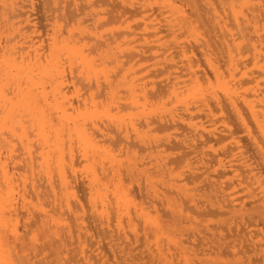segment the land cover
I'll return each instance as SVG.
<instances>
[{"label":"bare ground","instance_id":"6f19581e","mask_svg":"<svg viewBox=\"0 0 264 264\" xmlns=\"http://www.w3.org/2000/svg\"><path fill=\"white\" fill-rule=\"evenodd\" d=\"M34 3H35L36 7L33 6L32 0H0V263L5 262L6 264H13V262L9 258L11 256V252H14V249H12L13 246L10 243V241H17V239L19 240V238L22 237L21 235H19V232L17 234V230H16V227H17L16 224H19L17 222L18 221L17 216L18 217L21 216V215H18L17 212L15 211L17 204L20 206V208L24 209V207H26L25 210H27L31 207L33 210V208H35V205L39 204V201H38V200H40V199H38V194L40 191L39 188L41 186H43L41 183V179H40V183H41L40 187H37V183H35L34 181H32V182L30 181V183L28 185L29 186L28 187L29 193H30V190H32V192L35 194L34 195L32 193L35 196L33 198V199H35V201H34L35 203H33L31 201L29 194H26V196H28L29 198L28 197L26 198V196L24 195V193L26 192L24 189H25V186H27L26 185V183H27L26 179L28 177L27 175L29 174V176H30L29 179H31V177H33V174H32L33 168L31 167V163L33 166V162H35L34 164H36L37 166L36 165H34V166H36V168L38 169L37 171H39L41 173V175H42V173L45 174V177H48V174H49L48 172H50L52 170H54L56 172V174L58 175V177L60 179V181H59V179H58V181L60 182L61 188H62V191H61L62 194H61V192L58 191V193L60 195H58V194L57 195L58 196L63 195L62 197H64L70 193L71 189H69V187L73 186L72 185L73 182L71 181L72 182L71 186L68 185L69 187H67L66 183L68 182V184H69L70 181L68 178H67L68 181L65 180L66 178L64 179L65 170H64L63 166H64L65 162H64L63 148L66 147V145L65 146L63 145L65 143V141L63 140L65 137L62 138L64 128H67L68 134H69V132L76 134V136L78 138L76 139L75 138L76 136H73V137H71L72 140L75 139L76 141H78L80 143V147L82 145V147L80 148L81 151H79V150H77V151H79L78 153L82 152L81 154H83L84 157L83 156L78 157L79 154L77 153L78 155L75 156L76 160H74V161L78 160L77 164H79V166H80V162H79V159H77V157L80 159L83 158L82 161H85L84 158L86 157V155H87L86 153L89 151V148L91 147V145L93 146L94 144L98 143V141H97V143L96 142L94 143V141H93L95 138L92 137V135L90 133V132H92V129H90V130L88 129L90 132L89 131L88 132L86 131V132L88 134H90L92 138H94V139H92L93 142H91L94 144H91L89 142L88 137L85 136V133H86L85 130H87V129H84V134H83V132H82L83 129H81V127H82L81 124H80L81 127H79V128H77L76 126L65 127V126H67L66 124L69 121L70 122H76V119H74V118H78L76 116H80L79 118H81V116L82 117L85 116L82 119L84 120L87 117L88 120H86V121L89 122L91 119H93V117L91 115L94 114V112H96L95 110H97V109H93V110H92V108L89 109L90 106H92V104L88 107H85L86 104H85V106H83V104H82L83 107L80 109L74 108L72 106L75 104L74 102L72 103V101H75V100H72L70 98L71 96L69 97V100L67 98V96H69L68 92H70V90H68L69 89L68 85H66L65 86L66 88L64 87L62 90V85L67 84V82L65 83L62 81V85H61L60 82L62 79H64V77L59 78L60 80H58V76H60V75H58L59 74L58 72H60L59 70H61L60 68H62V71H61L62 73L60 72V74H62L61 76H64L63 75L64 74V72H63L64 66H62L63 63L60 61L61 58H62V61H63V59H69L68 60V63H69L70 59L75 60V58L77 57L80 60L79 62L83 63L84 68L86 67L88 70V68L91 67V64H93V62H90L91 58L88 55L89 49L87 50L86 48H84L83 46H85V45L82 46V44L80 42L82 40L83 41L85 40L83 43H85L87 41L91 42V44L94 43L95 47L97 46L96 48H103V50L105 51L104 53H107L106 52V51H108L107 47H110L107 45V44H109V43H107V39H109L108 41H110L111 36H110V34H108L110 37L107 36V34H106L107 30H106L105 26L109 23L110 24L111 23H118V25L120 23L124 24V21L130 17H133V20L135 22V23L133 22V24H134L133 25L132 24L133 20H132L131 21L132 25H131L130 20L128 19L129 24L131 25V27H133L132 32H131L132 34H138L139 35V33H141L142 30L149 31L148 28H150L151 32H147V33H150L152 36L155 33H159V34L163 33V36L169 37V39L171 41V43L169 41H167L170 43V46L168 45V47L167 48L165 47V49L163 47L158 46L157 43H158V41H160L158 39L162 35V34L161 35L158 34L160 37H158V38H156V37L152 38L151 37L152 39L150 38V41L155 39V40H153L154 41L153 43H152V41L151 42L146 41L147 42L146 43L145 42L146 39L145 40L143 39L142 43L140 41V43L142 45L146 44L148 46V44H151V46H152V44L155 43V44H157L156 46H158L161 49L163 48V50H166V49L167 50L170 49L171 51L174 50V52L179 53L182 56V58L179 59V57H178L179 55L177 54V58L179 60L177 62L173 61L174 63H172L171 65H169L170 63L167 64V66H169V67L165 66L166 68L172 67V68H170V72H168L170 75V76L168 75L169 80H168V77L165 78L164 82H162L163 80H161L160 77L158 79H160L161 81L157 80L158 82L160 81V83L163 84L162 89L164 91L166 90L165 92H167L166 94H165V92H163L164 94L162 93L164 95V97L166 95V97H165L166 100H169L170 98L172 99V100L170 99V101H169L171 103V105L169 103L168 104L174 108H170V106L168 105L169 107L167 106L166 109H167V111H169V109H172V110L174 109L173 113H171V115L167 114L168 116H164V115L154 116L155 115L154 114L153 116L149 115V117H147L144 115L145 111H143L141 109L143 107H141V108L139 107L140 110H142L141 111L143 113L142 115L145 116V120L143 119L144 120L143 123L146 125V129H147V127H149L150 129L152 128V130H154V131L159 130V132H160V130L163 131V129H164V131H166V129H172V131L177 132V134L176 133H174V134H175V136L177 135V137L179 135L181 136L180 141H178L177 138H175V137H173V138L171 137L172 138L171 140H166L167 141L166 146L170 147L171 149H175L174 154L176 156L174 157V159L172 161V162H174L175 167H177V169H178V166H181L182 170H179L181 172L184 170V167L187 168L188 159L185 158V155L188 152L189 153L192 152L195 155L196 162L199 159L201 161L204 160L203 162H205V165L202 166V167H204V169L202 168L203 170H202V173L200 174V176H203L202 177L203 180H200L199 184H195V182H196L195 176H197V175H195V173H194V175H195L194 176L192 173H188V176L191 177V181L193 183L192 184L193 186L191 188L193 190L198 191L200 188L203 187L202 184L206 183L205 185L209 188V191H213L215 193V195L220 193V195H218V197H220L219 200L222 201V204L218 205L216 209H213L214 205L208 199H207V201H208L207 203L205 201H200V200L194 201L192 199L193 198L192 195L190 194L192 198L188 197L189 193L187 194V192L181 188L182 186L184 187L185 182H183L184 185L181 183L182 186H180V185H177V182L180 181V180H178L174 184L173 187L175 189L174 191L180 192L181 197H179L177 195H176L177 197L170 195V196L166 197V199L164 201L165 204L163 203L165 206L168 207V208L165 207V208H167V210L165 209L166 211L163 208L164 214L165 213L169 214L170 220H168V222H163L160 219L161 217L159 218L160 215L158 216L155 213L149 214L148 212H144L142 209H140V207H141V204H140L141 202H140L138 205V206H140V207H138L140 210L138 213L136 212L137 211L136 210L135 212L137 214L136 213L135 214H136V216L140 217L142 220H140V218H139V221L137 224H139L142 221L143 225L147 226L146 228H145V226H143V229L145 228L146 230L148 229V231L149 230L151 231V233H149V232L148 233L151 234V237L153 238L154 246L156 245L154 247V249L156 251H158V253H160V252H162V250L160 248V244L157 243L159 238L162 235H164L166 237V239L173 240V237L171 236L170 233H172L177 227H178V229H181V227H183V226H181L179 228V226H177V225L186 224L185 226L189 228V232H190L191 236L193 238H195L197 236L200 238L199 240H201V236L208 235L207 234L208 232L205 234V231H206L205 228L206 227L204 228L205 231H203L202 228H200L199 225H197V220H195L196 224L193 223V221H188L187 223H184L183 221H181L180 216L182 214L180 215V212H181L180 208H182L183 204L185 205L186 202L190 203V205H187V204L185 205L186 207L188 206L187 207L188 209L190 207L193 209L194 208L198 209L199 213H197V217H200L201 215H203L204 217L207 215H223L225 212H240L241 216L245 215V219L242 223L240 222L241 220L238 221V223L240 222L239 224L241 225V227L235 228V231L233 230V232H235L234 233L235 236L241 237L240 239H242L247 244L245 246L243 244L242 247L247 246V249H250V247H251L252 249H250V250L251 251L253 250L255 252V250L257 248L254 246L255 245L254 241L251 240V238L249 236L253 231H255V229H253V227H251V226H255L258 221L263 222L261 218H263V215H264V182H263V177H261V174L264 173V0H35ZM144 20H146V21L144 22ZM123 24H122V27H123ZM125 24H126V22H125ZM119 26H116V27H119ZM127 26H128V22H127ZM108 27H110V26H108ZM108 27H107V29H108ZM111 27H113V26L111 25ZM122 27H120V29ZM138 28L140 29V32L138 31ZM146 28H147V30H146ZM114 29H116V28H114ZM114 29L112 28V30H114ZM122 29H124V28H122ZM129 29H130V27L128 28V30ZM126 30H127V28H126ZM126 30H123L125 32L124 36L126 35V33L128 31V30L127 31ZM135 30H137V32H139V33L134 32ZM109 31L110 30L108 29V33H109ZM123 31L121 32V36L119 35L120 30L118 33H116V30H115V33L112 31L111 32V34L113 33L112 38L114 37V34L115 35L117 34L116 35L117 37H118V35H119V37H122ZM96 32L98 33V36H96V34H95ZM128 33H127V36L130 35ZM140 35H142V33ZM144 37L145 36H142V37L140 36L138 38H144ZM180 37H183L184 39L182 38L183 39L182 40ZM195 37H198V40H196ZM134 38H137L136 35H135V37H133V39ZM176 38H179L180 40L176 39ZM192 38H193V40H191ZM128 39H130V37H128ZM128 39L124 38L123 40L127 42ZM175 39L177 41H175ZM117 40L118 39L115 40V42H114L115 44H116ZM138 41H139V39H138ZM155 41H157V42H155ZM89 42H87L86 45L89 46ZM129 42L131 43V41H128V43ZM162 42L159 44L160 45L163 44ZM155 44L153 45L152 48L149 45L148 46L149 49L151 48V50H154L156 47ZM110 45L112 46L113 42ZM131 45H135V44H130V46ZM144 45H143V47L146 46V45L145 46ZM91 46H89V47H91ZM165 46H167V45H165ZM81 47L87 53L83 52ZM92 47H94V46H92ZM104 47H106V49H104ZM124 47H127L128 52L130 51L128 49L127 45L121 46L122 49ZM131 47L135 48V46H131ZM148 47H145V48L147 49ZM115 48L117 49L118 46ZM90 49H91V51L90 50L89 51L91 53L93 48H90ZM116 49H114V50H116ZM96 50H98V49H96ZM96 50L93 49L94 55L97 52ZM99 50H98L99 53L97 52V54H99V56H97V54H96V56L98 58L103 53V50H101L102 52H100ZM147 51H148V53L150 52L148 49H147ZM169 51H167V52H169ZM123 52H124V50H123ZM114 53H115V51H114ZM131 53L130 52H129V54L126 53L128 56L132 55L131 60L134 59L133 56H135V55L140 56L139 54H134L135 52H132V50H131ZM138 53H139V51H138ZM164 53H163V57L167 54V53H165V54ZM123 54H120V57H119L120 59H122L121 55H123ZM169 54H170V52H169ZM143 55H145V54H143ZM96 56H93V57H96ZM117 56H119V55H117ZM153 56H154V58L157 57L160 59V57H159L160 55L154 54ZM166 56H168V55H166ZM105 57H107L106 54H105ZM116 57H115V61L116 60L119 61L118 60L119 58L117 57L118 58L117 59ZM140 58H141V56H140ZM143 58H145V57H142L141 59H143ZM157 58H155V60ZM170 58H171V56H170ZM99 59H100V61H103L101 59H105V58L100 57ZM127 59H130V58H127ZM127 59H126V61H127ZM72 60H71V62L73 63ZM92 60H93V58H92ZM109 60L112 61L111 58L110 59L106 58V60H104V61H106V64H109V63L114 64V62H111V61L108 62ZM131 60H128V62H126V61H119V62H121V64L124 62V65H125V63H128V65H130L129 61H131ZM138 60H140V59H138ZM145 60H147V59H145ZM145 60H143V61H145ZM133 61H137V60H133ZM79 62L78 61L75 62L74 66L76 68L78 67V65L76 66V64ZM165 62H166V60H165ZM136 63H134V65L132 67H134ZM141 63L143 64L144 62H141ZM149 63L147 62V64H149ZM64 64H65V62H64ZM94 64H95V62H94ZM101 64H102V62H101ZM117 64L120 65L119 63H116V65ZM140 64L138 63V66L142 65V64L141 65ZM144 64H146V63H144ZM147 64H146V66L150 67V65L148 66ZM150 64H153V61ZM103 65H105V64H103ZM124 65H123V68H124ZM157 65H156V67H157ZM65 66L67 68V65H65ZM69 66H72L71 68L74 70L75 76H73V77H75V79H76V85L78 83L84 84V81L82 82L80 79H78V80L81 82L77 81V75L75 74L77 72V71H75L76 68L74 67L75 68L74 69L73 65L70 63L68 65V67ZM98 66L101 67L99 63H98ZM121 66L122 65H120V67H117V66L116 67H117V69H119V68L122 69ZM138 66H136L137 72H135L134 71L135 68H133L132 71L135 72L134 74L138 73V71H139V74H140V72H142V70H139V69H142V67L138 69ZM142 66H144V65H142ZM79 67H80V65H79ZM94 67L95 66H93L91 68L93 69ZM103 67L104 68L106 67V69H107L106 65ZM116 67H114V68H116ZM132 67H131V69H132ZM145 67L143 69L144 71L147 70V67H146V70H145ZM81 68H82V65H81ZM96 68H94V69H96ZM109 68H111V67L109 66L107 70L104 69V70H106L104 76L106 78L108 77V79H106V80H103L102 77H104V76H103L102 72L99 69H98L99 71L96 69L98 72H101V74H102L101 79L104 81V83H106V82L109 83L110 81H108V80L112 79L113 76L115 78V75L111 76L112 73L111 74L108 73L110 71ZM114 68L112 67V69H114ZM128 68L130 70V67H128ZM94 69L92 71V75H91V73H89L91 71L85 72V74L86 73L89 74V77L87 74L86 78L89 79L94 75V79L95 78L97 79L95 82L98 83V85H99L100 83H103V82H102V80L100 81V83L98 82L99 76L96 75V77H95V74H97L98 72L95 71V72H97V73H95ZM101 69H102V67H101ZM117 69L115 70L116 72H117ZM121 69L119 70V72H121ZM151 69H154V68L151 66ZM151 69L149 68L148 70L151 71ZM171 69H172V71H171ZM71 70H70V72H71ZM85 70L86 69H84V70L80 69V71H82V72ZM125 70H126V67H125ZM125 70L123 69V71H125ZM70 72H69V76L71 77L73 74H70ZM110 72H112V70ZM53 73H55L54 76H57L56 78L55 77L53 78V76H51ZM107 73L110 74L109 75L110 78H109V76H107ZM126 73H128V72H126ZM80 74L78 73V77ZM85 74H84V76H86ZM98 74L100 75V73H98ZM132 74L128 75V77L130 76L133 78V79L130 78L131 79L130 82L133 83L134 81H132V80H136L137 75L134 79V77H133L134 74H133V76H131ZM66 75H68V73ZM90 75H91V77H90ZM122 75H127V74H124V72H123ZM118 76L119 75H117L116 77H118ZM120 76H121V74H120ZM155 76L158 77L156 74H155ZM73 77L68 78V80L72 79V81H73V79H74ZM82 77L80 75L79 78H82ZM121 77H122L121 78L122 81L119 79V77H118V79L120 80L121 83H123L124 82L123 80L126 79L125 78L126 76H121ZM43 78L45 79V81H47L46 79H49L48 81H51L50 85H48V89H46V87L44 86V85L48 84L47 83L48 81L44 84ZM65 79H64V81H65ZM91 79H93V78H91ZM99 79H100V77H99ZM113 79L111 81H113ZM130 79L128 78V80H130ZM137 79L140 80L139 78H137ZM82 80H83V78H82ZM138 80H136V82H138ZM151 80H152V77H151ZM151 80H146L145 82H147V81L150 82ZM154 81H156V80H154ZM95 82H92V84ZM116 82H118V81H116ZM120 82H118V83H120ZM130 82L128 84H130ZM136 82H134V83L136 84ZM141 82H143V81H141ZM156 82H154L156 84V86H157V84L159 87H160V85L162 86V84H159ZM73 83H74V81H73ZM88 83H90V82H88ZM88 83L84 85L85 88L82 87V89L84 88L85 91L88 90L87 89L89 87ZM107 83H106V85L103 84V86L105 85L108 87L109 84L107 85ZM68 84H70V83H68ZM71 84H72V82H71ZM83 84H81V85H83ZM147 84L149 85V83H147ZM76 85H75V87H77V88L80 87V86H76ZM86 85H87V87H86ZM131 85L132 84H130V86L128 87L127 84L125 85V83H124V87L126 86L125 88L128 92L125 91V89H124V91H125V94L128 93V97L123 98L124 94L122 95L123 96L122 97L120 95L121 93L119 94L116 92L117 94H119V95L115 94V95H117V97L121 96V98H123V99L128 98L125 103H123L122 100H119V102H121L119 104L123 103L125 105L128 101H129V104L136 102L135 100L137 99V97H136L137 94L135 95L136 99L134 100L133 95H134L135 91H132L133 89H131L132 86L135 89V86L134 85L131 86ZM212 85H214L215 87H213ZM90 86H91L90 88H92V89L95 88V90H98V89H96L95 86H93V87H92V85H90ZM115 86H117V83H115ZM115 86H114V89L118 90V88H116ZM121 86H123V85L117 86V87H119V90H120ZM71 87H72V85H71ZM110 87L108 88L109 89L108 91H111L110 89L113 88V87L112 88H110ZM139 87L140 86H137L136 91H138ZM148 87H145V88H148ZM150 87H149V89H150ZM153 87H155V86H153ZM153 87H152V89H153ZM73 88H72V91L76 90L78 93H81L80 91H78L79 88L78 89L77 88L73 89ZM141 88H142V86H141ZM141 88L139 89L140 93H141ZM210 88H211V90H209ZM213 88L220 90V92L222 93V95L220 94L222 96L221 99L219 97H218L219 99L213 97V96H215V95H213V92H214V90H212ZM104 90H107V88ZM104 90L103 89L101 90L102 93ZM122 90L123 89H121L119 92H121ZM150 90L148 91V90L144 89V91L151 92L149 94L152 95L154 91H150ZM66 91H68L67 94L65 93ZM72 91H71V93H72ZM76 91H75V93H76ZM99 91L100 90H98V92L96 91L95 94L98 95ZM124 91H122V92L124 93ZM209 92H212V93L209 94ZM220 92H218V93H220ZM106 93H108V92L106 91ZM110 93L111 92L108 93L109 97H110ZM113 93H115V91H113ZM72 94H73L74 98L77 97L76 94H74V93H72ZM88 94H89V92H88ZM91 94L92 93L90 92V97H92ZM142 94L145 96V93L143 91H142ZM146 94H147V92H146ZM150 95H149V98L151 99V103H153L152 97L154 96V100H155L156 96H158V95L153 94L152 97H150ZM73 96H72V98H73ZM101 96H104V94H102ZM112 97H114V95ZM112 97L110 98L111 100L109 98H108V100L112 101V99H113ZM139 97H140V99L142 98L140 94H139ZM139 97H138V99H139ZM146 97H148V96H145L144 98L146 99ZM93 98H94V95H93ZM95 98H97V96H95ZM104 98H106V96L103 97V101H105ZM121 98H119V99H121ZM160 98H159V100H161ZM165 98H164V102H165ZM84 99H85V97H84ZM84 99L79 98V100H81V102ZM89 99H91L93 101L91 103H93V104L95 103L94 105H96V106L100 105L99 103H96L97 99L95 100V102H94V99H92V98H89ZM116 99H114L113 104L107 100H106L107 102L105 101V103H107V104L110 103L111 105H114L118 101ZM140 99H139V101H140L139 105L144 103V102L141 103V101H143V100L142 99L140 100ZM86 100H88V99H86ZM115 100H116V102H115ZM147 100L148 99H146V101ZM211 100L214 101V107H215V103L217 104L216 107L218 106L219 112L222 113L223 115H225L226 121L229 123V126L221 127V125H220L221 129H219V127H218V129H219L218 131L215 130L214 128L210 129V125L211 124L213 125V123L215 121H217L216 120L217 116H215V119L213 116L216 113V110L212 111L210 108V103H211L210 101ZM103 101H101V102H103ZM171 101L174 102L173 105H172ZM149 102H150V100H149ZM85 103H87V102H85ZM88 103L90 104V101H88ZM137 103H138V100H137ZM147 103H148V101H147ZM160 103H161V101H160ZM129 104L127 103V106L125 105L126 109L129 106L132 107V105H129ZM145 104H143V105L146 106ZM156 104H159V103L156 101ZM211 104H212L211 107H213V103H211ZM80 105H81V103H80ZM80 105H79V107H80ZM105 105L101 104V106H105ZM153 105H155V102L153 103ZM165 105H167V103ZM106 106H107L106 108H108V109L110 108L109 105H106ZM133 106L136 107L137 105H133ZM162 106L163 105H160V107H162ZM113 107L115 108V110ZM113 107L111 108V110L110 109L109 110L110 111H113V110L116 111L117 110L116 109L117 104H116V107L115 106H113ZM148 107L154 108V106H152V105H149ZM99 108H100V106H99ZM106 108L101 107L100 110L98 109L96 114H98V113L99 114L96 117L104 118V116L106 114L103 115L101 113H106L107 112ZM118 108H120V107H118ZM121 108H122V106H121ZM137 108L138 107H136L134 109H137ZM149 108L147 109V112H148V110L152 111V109H149ZM131 109H133V108H131ZM166 109L159 110V108H158L156 111H163L164 112V111H166ZM109 110H108L107 114H109ZM123 110H124V108H123ZM123 110H120V112L116 111L118 114L120 113V115H118V114L113 115V113L110 112L112 114H109V116L108 115L107 116L112 121L114 116H117V117L119 116L123 119V117H126V116L128 118L129 115L134 112V111L133 112L131 111L132 113H128V115H126L127 114V111H126L125 114L123 115V113H122ZM127 110H128V112L130 111V109H127ZM137 110H139V109H137ZM156 111L154 110L153 112L156 113ZM171 111H169V112H171ZM135 112L137 113L139 111L135 110ZM163 112H160V113H163ZM212 112H213V114H212ZM150 113H148V114H150ZM88 114H91L90 115L91 117ZM100 114L103 115V117H100ZM95 115H93V116L95 117ZM110 115L111 116L113 115V116L111 117ZM135 115L132 118L135 119V117H136L139 120L140 117L138 118L137 115L136 116ZM217 115H218V113H217ZM88 116H89V118H88ZM96 117H95V119H96ZM222 117L224 118V116H222ZM106 118H104L102 120H105ZM121 118L118 120L120 122L122 121L121 123L123 124L125 120L123 121ZM220 118H217V119L220 120ZM137 119H135V120H137ZM106 120H105V123L108 121V120L107 121ZM221 120H222V118H221ZM92 121H94V119ZM139 121H137V122L139 123ZM77 122H78V119H77ZM129 122H127V125L133 123L132 121L130 123ZM82 123H84V122H82ZM89 123H91V121ZM134 123H135V121H134ZM143 123H142V125H143ZM85 124H86V122H85ZM85 124L83 125L84 128H86L87 126L90 127L91 124L93 125V127H95L94 124H96V122L95 123L92 122L89 125L87 124V126ZM103 124H102V126H103ZM108 124L110 125V120H109ZM108 124H106V125H108ZM115 124H116V122H115ZM115 124L113 121L112 125H115ZM117 124H119V123L117 122ZM216 124H217V122H216ZM216 124L213 126H216ZM145 125H143V126H145ZM118 126H120V124ZM206 126H209V127L206 128ZM120 127L123 128L122 125ZM129 127H128L129 130H131V128L132 129L135 128V127H133V125H131ZM140 127H142V126H140ZM117 128L119 130L121 129L119 127H117ZM143 129H145V127ZM143 129L140 130V131H142V133L146 130V129L145 130H143ZM107 130H108V128H107ZM107 130L105 128V131H107ZM114 130H112V131L109 130V131L112 132V134H113L116 131V130L115 131ZM152 130H149V131H152ZM97 131H100V130H97ZM133 131L136 132V128H135V130L133 129ZM125 132H127V131H125ZM125 132L123 133L124 135L126 134ZM138 132H139V129H138ZM94 133H93V135H94ZM101 133L105 134V132H101ZM128 133H129V131H128ZM178 133H179V135H178ZM119 134L121 135V132H119ZM130 134H131L130 137H132V135L134 133L133 134L130 133ZM140 134L141 133L139 132L138 137L141 138V141H143V143L145 142L143 139H146V137H148L147 139H149V138L152 139L153 137L157 138V133L154 136L150 137V136H147L149 134L147 131L146 137L143 134V136L145 138H142L143 136H140ZM168 134H170V133H168ZM101 135L102 134H100V136ZM124 135H122L121 137L123 138V140L126 141V139H124V137H123ZM152 135H153V133H152ZM112 136H114V135H112ZM159 136H161V135H159ZM29 137H31V138H29ZM91 137L89 136L90 139H91ZM96 138H98V136ZM127 138H129V136ZM66 139H67V136H66L65 140ZM68 139H69V137H68ZM68 139H67V141H68ZM108 139L110 142V138H108ZM101 140H100V142L102 145ZM163 140H164V138H163ZM105 141H107V138L104 140V142ZM138 141H140V139ZM148 141H146L147 144H148ZM158 141L156 139V142H158ZM70 142H71V140H70ZM78 142H77V146H78ZM111 142H113V141H111ZM127 142L129 143L128 140H127ZM136 142L137 141H134V143H136ZM152 142H153V140H152ZM154 142H155V140H154ZM106 143H108V141ZM131 143H133L132 140H131ZM163 143H162V145H163ZM219 143H220V145L218 146L217 150H215V151L211 150L212 144L217 145ZM68 144H69V141L67 143V146H68ZM75 144L76 143H74L73 146ZM98 145H99V147L101 146L100 144H98ZM98 145L97 146L95 145L96 146V149H94L95 153H96V150H98L97 149ZM105 145L106 144H103V146H105ZM112 145H114L116 147L118 144L115 145V142H113ZM121 145H122V143H121ZM121 145H118L117 148H119V147L122 148L123 145L122 146ZM130 145H129V147H130L129 150L131 149ZM157 145H159V148L161 147L160 146L161 143L157 144ZM70 146H72V144ZM77 146H75V148ZM109 146L112 147L111 143L110 144L108 143L107 147H109ZM114 146L112 147L113 150H115ZM144 146H146V145H144ZM107 147H104V149H106ZM134 147H136V146H134ZM143 147H141V148H143ZM151 147H152V149L154 148V150H156V148H157V146L154 147V145ZM168 147H167V149H168ZM242 147H244L246 149L243 150ZM68 148H70V147L68 146ZM71 148H73V147H71ZM87 148H88V150H85ZM93 148H95V147L93 146ZM100 148L102 150L103 147H100ZM162 148H163V146L161 147V149ZM184 148H187L188 150H186ZM70 149H69L70 153H73L72 152L73 150L71 151ZM77 149H78V147H77ZM111 149H109V150H111ZM134 149H135V152L133 151ZM163 149H162V151H163ZM65 150H67V148ZM82 150H85L87 152L83 153ZM92 150L93 149L91 147V150H90L91 156H92V153H93V155L95 154ZM106 150L105 151L103 150L104 153L106 152ZM116 150H118V153H119V149H116ZM131 150L132 151H130V152H133V154H135L134 155V159H136L135 162L139 161L141 158L140 156H142V155H140V153H141L140 150L143 152L144 149L138 150V152H140V153H138V155H140L138 157L139 159L135 158L137 149L132 148ZM146 150H151V149L149 147V149H146ZM16 151H18V154H14V152L16 153ZM69 151H68V153L65 151L67 153V154L65 153L66 155L69 154L68 156H70ZM75 152H76V150H75ZM144 152H145V150H144ZM146 152H148V151H146ZM154 152H156V151H154ZM160 152H161V150H160ZM167 152H168V150H166V153ZM115 153H117V152L115 151ZM189 153L187 155H189ZM96 154H98L97 156H99L100 153H96ZM108 154H109V152H108ZM66 155H65V158L68 157ZM105 155H107V154H104L102 156L105 157ZM119 155H121V154H119ZM147 155L149 156V152L147 153ZM154 155L157 156V154H154ZM161 155L164 156V154H161ZM88 156H90V155L88 154L87 157ZM95 156L96 155H94L93 158ZM107 156L108 157L113 156V158L116 157V156L114 157V153H113V155L110 154ZM124 156H128L127 153L125 155H123V157ZM151 156H153V154ZM158 156H157V158H158ZM165 156H167V155H165ZM15 157H17L16 160H15ZM87 157H86V160H87ZM68 158H66V160H68ZM72 158L73 157H71L69 159L71 160ZM89 158H91V157H89ZM100 158H97V159L94 158L95 161L93 160V163L97 162V160H100V164H101L102 158L101 159ZM111 158H108V160H111L110 162L109 161L107 162L106 157L104 159L106 160V162L108 164L109 163L114 164L115 162H113ZM151 158H153V157H151ZM117 159H119V162L121 163V161H120L121 157L117 158ZM117 159L114 160V161H117L116 165H118ZM134 159L132 158L130 163H132V161ZM121 160H123V158ZM200 160H199V162L201 163ZM89 161H86V163H82V165H81L82 168L84 169V172H85V169H87L88 171L90 170L89 168H87V166L91 165V163L87 164ZM102 161L104 162V160H102ZM128 162H129V160H128ZM139 162L141 163V161H139ZM130 163H128V165ZM70 164H73V163L70 161ZM77 164L75 165L76 168H77ZM100 164H98V165L100 166ZM104 164L106 167V168L105 167L104 168L106 170L108 166H106L105 162H104ZM104 164H102V166ZM122 164H124V163H122ZM145 164H142V165H145ZM148 164L149 163L147 161L146 165H148ZM150 164H151V162H150ZM159 164H160V162H159ZM66 165H67V163L65 164V166ZM98 165H96L97 168H99ZM126 165L127 164H124L125 167H126ZM165 165H166L165 161L162 162L160 165L156 164L155 169L159 168L160 169V170L158 169L159 171H161L162 169L164 170L166 168V167H164ZM68 166H66V167H68V170L70 171L72 165L71 166L68 165ZM75 166H74V168H75ZM84 166H85V168H84ZM210 166H212V167H210ZM80 167L77 169H80ZM92 167H95V166H92ZM92 167H91V169H92ZM119 167L121 168V166H119ZM189 167H191V166L189 165L188 168ZM76 168H75V170H76ZM82 168H81V170H83ZM109 168H111V167H109ZM112 168H114V167H112ZM101 169H103V168L101 167ZM34 170H35V168H34ZM68 170H67V172H68ZM72 170H73V166H72ZM99 170H100V168H99ZM99 170L97 169L98 173H100ZM114 170H115V168L113 169V172H115ZM129 170H131L130 167H129ZM103 171H104V169H103ZM159 171H157V172L159 173ZM179 171H177V170L174 171V167L173 168L170 167V169H168V171H167L168 176L171 173H172V175H175L176 173L178 174ZM71 172H68V173L72 176L73 174H71ZM76 172H77V170H76ZM80 172H82V171H79V173ZM93 172H94V169H93ZM108 172H110V171H108ZM113 172H112V174H113ZM116 172H117V170H116ZM116 172H115V174H116ZM148 172H149V170L147 171V173ZM194 172H196V171H194ZM33 173H34V171H33ZM124 173H126V171H124ZM128 173H129V171H128ZM133 173L135 174V172H133ZM133 173H131L130 175H132ZM56 174H55V177H56ZM94 174L92 176H90L89 179L87 178L88 179L87 183L89 182L90 185L88 184L89 188L86 191V194H87L86 197H88L89 200L91 198V200H90L91 201V208H92L93 204L96 203V201L93 202V200L95 198L99 199V197L104 196V194L102 195V193L104 192L103 191L104 188H103V190H101L102 187L99 188L100 185L102 184V182H99V180H98V182L101 183L100 185L98 182H95V180L98 178V176L100 174L99 175L96 174V175H98V176H96L97 178L94 177ZM101 174H102V170H101ZM108 174L110 175V173H108ZM112 174H111V176H112ZM120 174H122V173L120 172ZM143 174H144V172H143ZM150 174H152V173H150ZM50 175H51V173H50ZM50 175H49V177H50ZM90 175H91V173H90ZM105 175L107 176V172ZM109 175H108V177H109ZM137 175H139V174H137ZM172 175L169 178L172 177L173 179L172 178L171 179L175 180L174 176H172ZM35 176H36V174H35ZM71 176H68V177H71ZM73 176H75V175H73ZM106 176L105 177L102 176L103 181L107 180L106 182H109V180L112 181L115 179V178L114 179H110V178L108 179V177H107V179H104V178H106ZM118 176L122 177V175H119V174H118ZM146 176H148V174H146ZM151 176H152L151 178H154L153 175H151ZM39 177H41V176H39ZM39 177H38V181H39ZM45 177L43 176V179ZM78 177H79V175H78ZM81 177H79V178H81ZM113 177H115V176H113ZM113 177H111V178H113ZM124 177L126 178V175ZM130 177L136 178L138 176H136V174H135V175H132ZM160 177H162L161 173H160V176L158 179L163 182L164 180H162V179H164V178L160 179ZM50 178H52V177H50ZM73 178L71 177L72 180H73ZM138 178H137V180H138ZM145 178H147V177H145ZM17 179H20L19 182H21V186H20L21 188L20 187L17 188L18 187L17 186L18 182H16V181H18ZM74 179L76 180V177ZM168 179H167V181H168ZM171 179H169V181ZM31 180H35V178L31 179ZM84 180H85V178H84ZM84 180L78 181V182H81L80 184L83 185L84 183H86V181L84 182ZM118 180H120V178H118ZM118 180L115 181L116 183L114 185L112 184L113 185L112 191L107 190L106 195H108V191H110V193H112L113 197H115V200H117V201L120 200V201L127 203V201H128L127 197L128 196H127L126 191H125L126 188L123 190L120 187V185H119L120 181H118ZM131 180L133 182L134 179H131ZM157 180L155 179L156 183H158ZM44 181H45V179H44ZM44 181H43V184L48 183L47 181L50 182L51 179L50 180L47 179L46 182H44ZM56 181L57 180H55L53 182H56ZM58 181H57V183H55V186H57L59 184ZM105 181H104V183H105ZM129 181H130V179L128 180V177H127V180H125V182L123 181V183H125L127 186ZM141 181H143V177H142ZM145 181H147V179L146 180L144 179L143 182H145ZM151 181L152 180L150 179V183H151ZM14 182H16L15 185H14ZM33 182H34V184H33ZM74 182H76V181H74ZM153 182L151 184H153ZM123 183L121 180L120 184L122 185ZM136 184H137V182H136ZM169 184H170V182H169ZM178 184H180V182ZM35 185H36L37 191L36 190L34 191ZM97 185H99V187ZM106 185L108 186L109 183H107ZM147 185L152 186L149 183L146 184V186ZM154 185H155V183H154ZM171 185H172V183H171ZM171 185H170V187H171ZM15 186H16V190H15ZM30 186H32L31 189H30ZM45 186H43V187H45ZM48 186H50V185L48 184ZM58 186H60V185H58ZM110 186H111V184H110ZM131 186L129 185L128 188H131ZM189 186H190V183H189ZM85 187H86V185H85ZM185 187H186V185H185ZM45 188H48V187L46 186ZM45 188L42 189V191H44ZM55 188H57V187H55ZM128 188H127V190H130ZM141 188L142 189L144 188L143 184H142ZM188 188H190V187H188ZM223 188H229L230 191L223 194ZM106 189H107V187H106ZM142 189H141V191H143ZM192 189H190V190H192ZM48 190H50V188ZM48 190L46 189V191H48ZM27 191H28V189H27ZM52 191H53V189L50 191V193ZM199 191H201V190H199ZM72 192H73V190H72ZM170 192L171 191H169V189H168L167 193L170 194ZM177 192H176V194H177ZM14 193L17 195L16 197H13ZM50 193H49L50 196L53 194H56V192L55 193L52 192V194H50ZM74 193L75 192H73V194ZM41 194H39V196L40 195L41 196L48 195L47 192L45 193V191H44V193L41 192ZM57 195L55 197H56V200L58 199V202H59L61 197L58 198ZM110 195L111 194H109V196ZM129 195H131V194H129ZM81 196H83V195H81ZM197 196H198V193H197ZM212 197H213V195H212ZM46 198H47V196H46ZM130 198L133 199V197H130ZM144 198H147V197H145V194H144ZM203 198H205V197H203ZM81 199L83 200V197ZM101 199L99 200L100 204L102 202ZM66 200L69 201V199H67V198H66ZM66 200H64V201L60 200V202H62V203H60V202L59 203L62 205L63 202H67L66 204H68V201H66ZM105 200H107V197ZM133 200H135V199H133ZM70 201L73 202V200H70ZM85 201L86 200H83V202H85ZM51 202H52V200H51ZM54 202L56 203L55 205H59V207L61 206L60 204H57L56 201H54ZM78 202H80V201H78ZM134 202H137V201H134ZM143 202H144V200H143ZM147 202H149V201H147ZM40 203H41V201H40ZM99 203H97V204H99ZM66 204H64V205H66ZM73 204L75 205L74 202H73ZM73 204H72V206L75 207ZM83 204L86 205V202ZM105 204H106V202H105ZM111 204H112V202H111ZM44 205H46V204H44ZM80 205H82V204H78L76 206V207H79V208H77L79 210L81 209V207H83V205L81 207H80ZM108 205H109L108 207H110L109 203H108ZM112 205L116 206L117 204H115V202H114V204H112ZM124 205L125 204L122 203V205H120V206H124ZM131 205H133V204H131ZM40 206L43 207L42 203ZM48 206H50V204ZM48 206H47V210L44 209L45 207L43 208L46 212H48ZM53 206L54 205H52V208H53L52 210H54V208H56V209L59 208V207H55V206L53 207ZM68 206H69V204L67 205V207L64 206L67 208V211L72 209ZM118 206H119V203H118ZM144 206H145V204H144ZM222 206L224 208L223 210L221 209ZM62 207H63V205H62ZM89 207H90V203H89ZM103 207H104V205H103ZM127 207H126V210H127ZM66 208H64V209L66 210ZM68 208H70V209H68ZM85 208H87V205L85 206ZM124 208L122 207V209H124ZM133 208H134V206H133ZM37 209L40 210L39 212H41V209L39 208V206ZM37 209H36V211L38 212ZM61 209L62 208H60L59 211ZM82 209H84V208H82ZM122 209H118V207H117V212H116V210H112L113 214H114V211L116 213V214H114V216L116 215V217H117V213H121V212H118V210L123 211ZM129 209H130V207H129ZM217 209H219L218 213H216ZM20 210L18 212L21 214ZM32 210H31V212H32ZM87 210H88V208H87ZM87 210H86V212L89 211V210L88 211ZM93 210H94V208H93ZM95 210H96V208H95ZM126 210H124V211L127 212ZM131 210H132V208H131ZM155 210H156V208H155ZM36 211H34V212H36ZM67 211L64 212V215H66L65 213H67ZM76 211L74 210L73 212H76ZM84 211L85 210H82V212H84ZM124 211H123V213L126 214ZM23 212H25V211H23ZM39 212H38L37 216H39L41 214ZM46 212L43 211V214H41L43 218L47 214ZM49 212H50V210H49ZM90 212H92V214L94 215V212L91 211V209L88 213L90 214ZM98 212H99V210L96 211V213L100 214V215L103 213V212L102 213H98ZM151 212H153V211H151ZM26 214H27V211H26V213H23V215H25L23 220L25 219V217H27ZM81 214L84 215L85 213H81ZM107 214H109L108 211H107ZM124 214H122L123 218L125 217ZM129 214H130V212H129ZM131 214H132V212H131ZM164 214H162V215H164ZM232 214H230V215H232ZM23 215L21 217H23ZM56 215H58V214H56ZM60 215H62V213ZM75 215L76 214L74 213L73 217H75ZM79 215H78V219L81 218V217H79ZM83 215H81L83 220L85 217H87L86 221L89 220L88 224H89L90 220H93V215L90 214L91 218L89 217L88 214H87L88 216H84V217H83ZM126 215L128 217L131 216L128 214H126ZM40 216H39V219H38L36 226L34 223L36 221L34 218L35 215L33 217L31 215V217L33 219L30 218L32 221L34 220L33 222L31 221L33 226L30 225L31 223L30 224L27 223V225L30 226V229H28V230L33 229L32 232L30 233V237H28L29 234L27 236V233H25L26 232L25 229H27V228L24 229V233L26 234L25 237H28L30 239L29 243H31V238H33L32 239L33 241L35 240L34 237L37 234H39L38 236L42 235L43 230L48 231V228H49V229H51V230H49V232L52 234L56 233L54 231L56 229H57V231H59L58 230L60 228L59 226H61L60 221H59V219H61V218L59 217V215H58L59 219L54 218V214H53V216H51L52 219L49 218V222L51 220L52 227H51V223L48 227L47 223H49V222H45V220L41 219ZM47 216L48 215H46L45 219L46 218L48 219ZM119 216H118V218H120ZM186 216H188V215H186ZM233 216H235V215H233ZM61 217H63V216H61ZM128 217H126V218H128ZM133 217H134L133 218L134 221H135V218H138V217H135V215H133ZM67 218L68 219L71 218V217L69 218V214L67 215ZM220 218L221 217H218L217 220ZM47 219H46V221H47ZM63 219L65 220L66 218L64 217ZM73 219L77 220V218H73ZM238 219H239V217H238ZM64 220H63V222H64ZM71 220L72 219H70V222H69L70 224L72 222ZM106 220H107V218L105 219V221ZM125 220L127 222L128 219H125ZM129 220H131V219H129ZM27 221H29V220H27ZM119 221H121V219ZM123 221H124V219H123ZM26 222H24V223L26 224ZM63 222H62V225H63ZM74 222L75 221L72 222L73 223L72 226L74 225ZM80 222H81V220H80ZM93 222H95V220H93ZM93 222H90V223H93ZM97 222H99V221H97ZM103 222H104V220H103ZM261 222H259V223H261ZM65 223L66 222H64V226H66ZM81 223L83 224V222H81ZM130 223H132L131 225H136L131 221H130ZM142 223H140L139 225L141 226ZM166 223H168V224H166ZM88 224H87V226H91V224H89V225ZM94 224L95 223H93L92 226ZM113 224L116 225L117 222L113 223ZM118 224H119V222H118ZM76 225H77V223H76ZM76 225H74V226H76ZM85 225H86V223H85ZM96 225H98V224H96ZM100 225H102V224H100ZM127 225H129V223H127ZM207 225H208V223L206 224V226ZM230 225H228V226H230ZM238 225H237V227H238ZM92 226H91V228H88L86 226H84V227L81 226V228L84 229L86 227V228L92 230ZM110 226H112V228L115 227L114 225H110ZM140 226H138V228H140ZM219 226H221L220 223H219ZM260 226H262V225H260ZM263 226H264V224H263ZM24 227H26V226H24ZM31 227H34V228L31 229ZM101 227L99 226V228H98L96 226V228H98V229H100ZM103 227L101 229H103ZM105 227L99 233V234H101L103 232L102 236H104L106 234V231H108V230H110V232L113 231V230L108 229V228H107L108 229L107 230ZM107 227H108V224H107ZM136 227H137V225H136ZM17 228H19V227H17ZM96 228H94V229H96ZM132 228H135V227L133 226ZM183 228H185V227H183ZM227 228L228 227H226V230L229 231ZM62 229H64V228H60L59 233L61 232ZM73 229H75V228L72 227V233H73L72 235H74ZM98 229H97V231H98ZM104 230H106V231H104ZM137 230L140 231L139 229H137ZM146 230H145V232H146ZM97 231H96V233L99 232V231L98 232ZM209 231H210V229H209ZM260 231H261V229H260ZM83 232H84V230H83ZM104 232H105V234H104ZM255 232L258 233V231H255ZM109 233L107 234V236L105 235L103 238L110 236ZM128 233H126V234H128ZM63 234H64V236L67 237V235L65 233H63ZM75 234H77V233H75ZM84 234H86V233H84ZM99 234H96V235L98 236ZM122 234H123V230H122L120 237H123ZM142 234H141V237H142ZM81 235H82L81 238L84 239L82 232H81ZM130 235L132 238V234H130ZM219 235L220 234L218 233V235L216 234L215 236H219ZM230 235H226V236H230ZM260 235H262V233H260ZM55 236L56 235H54V237ZM113 236H114V234L112 235V237ZM148 236L150 237V235H148ZM204 236H203V238L205 239ZM235 236L233 235L232 237L235 238ZM254 236L256 237V234ZM40 237L42 239H44L43 236H40ZM61 237H62V234H61ZM91 237H93V236H91ZM112 237H110V238H112ZM133 237H135V236H133ZM22 238L24 239V237H22ZM56 238L55 239L52 238V239L54 241L57 240V242H58L59 239H58V237H56ZM79 238H80V236H79ZM210 238H211V236H210ZM217 238L216 237H215V239L211 238L212 239L211 242L213 243L212 245H213L214 251L217 252L216 254L219 255L220 252H221V254L223 253L222 250H224L226 248L228 243H226V241H224L222 243L223 240H219ZM220 238H222V237H220ZM66 239L69 241L70 238H66ZM66 239L64 238V240H66ZM258 239H260V238H258ZM263 239H264V237H263ZM48 240H50V239L47 238V241ZM67 240L65 241L66 245L68 242ZM114 240H115V238L111 239L109 242L114 241ZM160 240H161V238H160ZM174 240H176V239H174ZM255 240H257V238H255ZM27 241H28V239H27ZM27 241H25V242H27ZM237 241H239V239H237ZM125 242H127V241L125 240L124 243ZM132 242H134V241H132ZM55 243H56V241H55ZM68 243H70V241ZM36 244H38V243L36 242L33 245H36ZM115 244L117 245L120 243L116 241ZM132 244H134V243H132ZM175 244H177V243H175ZM177 245H179V243ZM31 246H32V244H31ZM28 248H29V246H28ZM28 248H27V250L31 251L32 248L31 249L30 248L28 249ZM33 248L36 249V247H33ZM79 248L81 249L80 246H79ZM135 248L133 247V249H135ZM180 248L183 249V247H180ZM58 249H59V247H58ZM133 249L131 248L132 251H133ZM225 250H228V249L226 248ZM32 251H34V250L32 249ZM16 252H17V250H16ZM111 252H113V251H111ZM119 252H121V251H119ZM119 252L117 250L116 254ZM129 252H131V251H129ZM58 253L60 254V252H58ZM242 253H243V251H242ZM245 253H247V251ZM249 253H251V252H249ZM22 254H24V256H26L25 253H22ZM39 254H41V253H39ZM234 254L237 255L238 252L234 253ZM13 255H15V257H16V254H13ZM68 255H69V253H68ZM125 255H126V253H125ZM222 255H221V257H222ZM225 255L226 254H224L223 256H225ZM236 255H235V257H236ZM33 256H34V253H33ZM44 256H45V254H44ZM56 256H57V253H56ZM82 256H83V254H82ZM123 256L124 255H122V257ZM130 256H132V255H130ZM13 257H12V259H13ZM64 257H62V258H64ZM239 257L237 255V258H235L234 260H232V259L227 260V262H225L223 264H253V261H252V263H250V260H245V259L243 262L236 261L237 259L240 260ZM19 258L21 261L24 259V257H22L21 255ZM21 258H23V259H21ZM44 258H41V259H44ZM65 258H64V261L67 263L68 261ZM124 258L126 259V257H124ZM134 258H136V256ZM55 259H57V261H58L60 259V256L58 258L55 257ZM120 259H122V258L120 257ZM137 259H138V257H137ZM143 259H145V258H143ZM28 260L29 259H27V261ZM87 260H88V258H87ZM162 260H164V259H162ZM24 261L26 262V260H24ZM57 261H54V262H57ZM59 261H61V260H59ZM117 261H118V259H117ZM122 261H124V260L122 259ZM223 261H225V260H223ZM25 262H24V264H25ZM94 262H97V261H94ZM127 262L128 261H126V263ZM131 262L132 261H130V264H131ZM133 262H132V264H133ZM147 262H149V260ZM5 263H3V264H5ZM30 263H31V261H30ZM100 263H101V260H100ZM118 263H119V261H118ZM122 263H125V262H122ZM255 263L256 262H254V264ZM258 263H260V262H258ZM18 264H19V261H18ZM21 264H23V263H21ZM54 264H56V263H54ZM127 264H129V263H127ZM189 264H192V263L190 262ZM261 264H264V262L262 261Z\"/></svg>","mask_w":264,"mask_h":264},{"label":"rangeland","instance_id":"374dc122","mask_svg":"<svg viewBox=\"0 0 264 264\" xmlns=\"http://www.w3.org/2000/svg\"><path fill=\"white\" fill-rule=\"evenodd\" d=\"M32 2H33V6L34 7H36L35 6V0L33 1L32 0ZM30 10V9H29ZM32 11V10H31ZM129 20H130V24H131V21L133 20V17H130V18H128ZM125 20L124 21V24H123V27H122V24L120 23L119 25H118V23H109V24H107L106 26H105V28H106V34H107V36H109L108 34H110V41H108L109 39H107V43H109V44H107L108 46H110V47H107V50L108 51H106L107 53H104L105 51L103 50V48H96L95 47V44L94 43H92L91 44V42H89V41H87V42H89V46H94V47H89L88 45H86V43L87 42H85V43H83L84 41L82 40L80 43L82 44V46L83 45H85V46H83L84 48H86L87 50L89 49L90 51H91V49L90 48H93V49H100L99 51L100 52H102L101 50H103V53L100 55V57H104L105 59H101V60H103V61H100V57L98 58L97 56H99V54H97V52H98V50H96L97 52H96V54H97V56H96V54L94 55V53H93V49H92V54L90 53V51L88 50V55L90 56V62H93V64H91V67H93V66H95L94 68H98L99 66H98V63L100 64V66L102 67V69H101V67H99L98 69L102 72V74H103V76H104V74H105V72H106V70L108 69V67L110 66L111 68H109V70L111 71L112 70V72H110L109 70V72L108 73H112L111 74V76H113V75H115V78H114V76L112 77V79H113V81H111L112 79H110V80H108V81H110L109 83H107L106 81V83H107V85H108V87L107 86H105L106 85V83H104V81L103 80H106V79H108V77L106 78L105 76L104 77H102V74H101V72H98L96 69H94V72L95 71H97L98 73H100V75L97 73V72H95V73H97V74H95V77H96V75H98L99 77H100V79H99V77H98V82L100 83V81L102 80L101 79V77L103 78V80H102V82L103 83H100L99 85H98V83H96L95 81L97 80L96 78L94 79V75L91 77V75H92V71H93V69L91 68H88V70H87V68L85 67L84 68V66H83V63L82 62H79L80 60H79V58H75V60H72V59H70V61H69V63L70 64H72L73 65V68L75 67L74 65H75V62L76 61H78L79 63H77L76 64V66L78 65V67H79V65H80V69H86L85 71H80V69L77 67H75L76 68V70L75 71H77L75 74L77 75V81H79L78 79H80L82 82L84 81V84L83 83H81V84H83V85H81V84H77L76 85V79H75V77H73V76H75L74 75V70L71 68L72 66H69L68 67V65H69V63H68V60L69 59H63V61H62V58H61V62L63 63L62 64V66H64V68H63V72H64V76H61L62 74H60V72L62 71V68H60L61 70H59L60 72H58L59 74L58 75H60V76H58V80H60L59 78H63L64 77V79H65V81H64V79H62L61 80V82H60V84L62 85V81L63 82H67V84H64V85H62V90H63V88L66 86V85H68V87H69V89L68 90H70V92H68V91H66L65 93L67 94V92H68V94H69V96H67V98H68V100H69V97L72 99V100H75V101H72V103L74 102L75 104L74 105H72L74 108H82L83 106H85V104H86V106L85 107H88V106H90L91 104H92V106H90V108L89 109H91L92 108V110L93 109H97V110H95L96 112L98 111V109L100 110L101 109V107H107L106 105H109V109L111 110V108L113 107V106H115L116 107V104H117V107H116V111L117 112H120V110H123V108H124V110H123V115L125 114V112L127 111V114L126 115H128V113H132L133 111V113L132 114H130L129 115V117L127 118V116L126 117H123L122 115V117H123V119L121 118V117H117V116H114V118L112 119V121H111V119H109V114H112L113 113V115H116V114H118L116 111H114L115 110V108H114V110L113 111H110L108 108H106V110H107V112L106 113H101V114H106L105 116H104V118H106L105 120L107 121L106 123H105V120H102V119H104V118H98V117H96L98 114H96V112H94V114H88L89 116L91 115L92 117H93V119H94V121H92L93 119H91L90 121H91V123L93 122V123H95L96 122V124H94V126L96 127H93V125L91 124V123H89V122H87L86 120H88L87 119V117L83 120L82 118H84V117H82L81 116V118H79L80 116H76V117H78V118H74V119H76V122H67V126H65V127H71V126H76L77 128H79V127H81V125H82V127H81V129H83L82 130V132H83V134H84V129H87V130H85V132L87 131H89L90 129H92V132H90L91 133V135H92V137H94V138H92L91 137V135L90 134H88L87 132L85 133V136L86 137H88V139H89V142L91 143V142H93L94 141V143L96 142L97 143V141H98V143L97 144H94V143H91V144H94L93 146L95 147V148H93V146L91 145V147H92V151L94 152V149H96V146L98 145V144H100L101 145V142H100V140L102 141V145L100 146V147H103L102 148V150H101V148L99 147V145H98V147H97V149L98 150H96V153H102L101 155L99 154V156L101 157L102 155H104V154H107V155H110V154H112L113 155V153H114V157L116 156L117 158H120L121 157V159L123 158V160H121L120 159V161H121V163L119 162V159H117L116 157L115 158H113V156H110V157H108L107 155H105V157L107 158V162L109 161H111V160H108V158H111L112 159V161L113 162H115L114 164L113 163H107L106 162V160L104 159L105 157H99V156H97L98 154H96L95 152V154L94 155H96L94 158L95 159H97V158H100L101 159V164H100V160H97V162H95V163H93V160L95 161V159L93 158V153H92V156H91V154H90V150H91V147L89 148V151L87 152V151H85V150H88V148L87 149H85V150H82L83 151V153H85V152H87L86 154L88 155H90V156H88L87 157V155H86V157H87V160H86V157L84 158V160L85 161H82L83 160V158L82 159H80V158H78V157H82L83 156V154H81L82 152H80V153H78L79 151H81L80 150V148L82 147V145H81V147H80V143L78 142V141H76L75 139H73L72 140V138L71 137H73V136H76V134H73V133H71V132H69V134H68V131H67V128H64V131H63V137L62 138H66V136H67V139H68V137H69V139H68V141H69V144H68V146L71 148V147H73V148H68V146H67V143H68V141H67V139L65 140V138L63 139L64 141H65V143L63 144L64 146L66 145V147H64L65 149L67 148V150H65L64 148H63V153H64V170H65V172H64V179L65 180H67L68 181V179H69V181H70V183L68 184V182L66 183V185H67V187H69L68 185H70L71 186V184H72V182H73V186H71V187H69V189H71L70 190V193L69 194H67L66 196H64V197H62L63 195H61V196H58V195H60L59 193H58V191L59 192H61L62 191V188H61V184H60V179H59V177H58V175L56 174V172L54 171V170H52V171H50V172H48L49 174H48V177H45V174H43L42 173V175H41V173L39 172V171H37L38 169L36 168V164H34L35 162H33V166H32V163H31V167L33 168V171H34V173H33V171H32V174H33V177H31V179H34L35 178V180H31V179H29V174L27 175L28 177H27V179H26V181H27V183H26V185L27 186H25V191L27 192H25L24 193V195L26 196V194H29V196H30V199H31V201L33 202V203H35L34 201H35V199H33L35 196V194L32 192V190H30V193H29V183H30V181L32 182V181H34L35 183H37V187H40V185H41V183H42V185L43 186H45L46 184V186L48 187V188H45V187H43V186H41L40 188H39V194H41V192H43L44 193V191H45V193L47 192V194L48 195H43V196H39V194H38V199H40V200H38L39 201V204L41 205V203H42V205H43V207L42 206H40L39 204H37V205H35V208H33V210H32V207L31 208H29V209H27V210H25L26 209V207H24V209L23 208H20V206L17 204V207H16V209H15V211L17 212V214L18 215H23V213H26V211H27V214H26V216L27 217H25V221L23 220V218H24V216L25 215H23V217H21V216H17V222L19 223V224H16V226L17 227H19V228H17L16 227V230H17V234H18V232H19V235H21L22 237H24V239L22 238V237H20L19 238V240L17 239V241H10V243L12 244V246H13V248L12 249H14V252H11V256L9 257L10 259H11V261L13 262V264H18V261H19V264H21V263H23L24 264V260H26V262H25V264L27 263H29V264H54V263H58V264H121L122 262H125V263H122V264H127V263H129L130 264V261H134L133 262V264H189L190 262L192 263V264H223V263H225V262H227V260H234L235 258H237V255H238V257H239V259L240 260H236V261H238V262H243L244 261V259L245 260H250V263H252V261H253V264H254V262H256L255 264H257L258 262H260V263H258V264H261V262L263 261L264 262V239H263V237H264V226H263V222H264V215H263V218H261L262 219V221L263 222H261V221H258L257 222V224L255 225V226H251V227H253V229H255V231H258V233L260 232V233H262V235H260V233L258 234L257 232H255V231H253L249 236H250V238H251V240H253L254 241V246L257 248L256 250H255V252L253 251H251L250 249H252L249 245V247H250V249H247V246L246 247H242L243 246V244H244V246L245 245H247L242 239H240L241 237H237V236H235V232H233V230L235 231V228H239V227H241V225L239 224L240 222L242 223L243 221H244V219H245V215H243V216H241L240 215V212H225L223 215H207V216H203V215H201L200 217H197V213H199L198 212V209H193V208H191L190 206V208L188 209L185 205L187 204V205H190V203L189 202H186V204L184 205L183 204V207L182 208H180V211L182 212H180V217H181V221H183L184 223H187L188 221H193V223H195L196 224V221L195 220H197V225H199V227L200 228H202V230L203 231H205V229H206V231H205V234L207 233L208 235H203L204 237H205V239L203 238V236H201V240H199L200 238L199 237H195V238H193L192 236H191V234H190V232H189V228L188 227H186L185 225L186 224H180V225H177V226H179V228L181 227V226H183V227H185V228H183V227H181V229H178V227L172 232V233H170L171 234V236L173 237V240L174 239H176V240H169V239H166V237L164 236V235H162L160 238H161V240H160V238H159V240H158V244H160V248H161V250H162V252H160V253H158V251H156L155 249H154V247L156 246H154V241H153V238L151 237V234H149V233H151V231L149 230L148 231V229L146 230L145 228L147 227V226H145V225H143V223H142V221L140 222V223H142L141 224V226L139 225V224H137L138 223V221H139V218L140 217H138V216H136V214L139 212V210L140 209H142L144 212H148L149 214H153V213H155V214H157L158 216H159V218L163 221V222H168V220H170L169 219V214H167V213H165L164 214V210L166 209L167 210V206H165L164 204H165V199H166V197H168V196H170V195H172V196H175V197H177V196H179V197H181V194H180V192H177V191H174L175 189H174V184L178 181V180H180L179 182H180V184H178L179 182H177V185H180V186H182V184H183V182H185L184 184L186 185V187H185V185H184V187L182 186L181 188L182 189H184L186 192H187V194H188V197H190V198H192L194 201H197V200H200V201H205L206 203L208 202L207 201V199L210 201V202H212L213 203V205H214V207H213V209H216L217 208V206L218 205H220V204H222V201H220L219 200V198L220 197H218V195H220V193L219 194H216L215 195V193L213 192V191H209V188L205 185L206 183H204V184H202V188H200L199 190H201V191H197V190H193L191 187L193 186L192 184V181H191V177L190 176H188V173H192L193 175H194V173H195V175H197V176H195V178H196V182H195V184H199V182H200V180H203L202 179V177L203 176H200V174L202 173V170L204 169V167H202V166H204L205 165V162H203V161H201L200 159V161H201V163L199 162V160L196 162V160H195V155L191 152V153H189V155H185V158H187L188 159V166L190 165L191 167H189L188 168V166H187V168H185L184 167V170L181 172V171H179V170H182L181 169V166H178V169H177V167H175V165H174V162H172L173 161V159H174V157L176 156L175 154H174V152H175V149H171L170 147H168V146H166V143H167V141L166 140H171L173 137H175V138H177V140L178 141H180V139H181V136L179 135V133H178V137H177V135L175 136V134L174 133H176L177 134V132H174V131H172V129H166V131H164V129H163V131L162 130H160V132H159V130L157 131V130H152V128L150 129L149 127H147V129H146V125L143 123V121L145 120V116H147V117H149V115L151 116H153L154 114V116H161V115H164V116H168L169 114L171 115V113H173V111H174V109L172 110V109H169V111H171V112H169V111H167V106L170 104L171 105V103L169 102L170 101V99L169 100H166V95H165V97H164V93L163 92H165L163 89H162V87H163V84L162 83H160V81L161 80H163L162 82H164V80H165V78H167L168 77V75H169V73L168 72H170V68H172V67H170V68H166V67H169V66H167V64H169V65H171L172 63H174V62H177L180 58H182V56L179 54V53H176V52H174V50H167V51H169L170 52V54H169V52H167L166 50H163V48L165 49V47L167 48L168 47V45L170 46V43H171V41H170V39H169V37H165V36H163V33H155L153 36L150 34V33H147V32H151L150 31V28H148L149 29V31H145V30H142V35H140L141 33H139L140 32V29L138 28V31L139 32H137V30H135L134 32H136V33H139V35L142 37V36H145L144 38H138V37H140L138 34H132L131 32H132V28L133 27H131V25L133 24V22H134V20L132 21V24L130 25L129 24V20ZM146 20H144V22H145ZM125 22H126V24H125ZM127 22H128V26H127ZM148 22V21H147ZM135 23V22H134ZM111 25L113 26V27H111ZM134 25V24H133ZM108 26H110V27H108ZM116 26H119V27H116ZM107 27H108V29L110 30L109 31V33H108V29H107ZM120 27H122V28H124V29H120ZM130 27V29L128 30V28ZM112 28L114 29V28H116V29H114V30H112ZM126 28H127V30H126ZM147 28H146V30H147ZM120 30V36H121V32L123 31V30H126L127 31V33L128 34H130L129 36H127V33H126V35L124 36V31H123V36L122 37H119V35H118V37L114 34V37L112 38V36H113V33L111 34V32L113 31L114 33H115V30H116V33H118L119 32V30ZM96 34V36H98V33L96 32L95 33ZM161 35V37L159 36V35ZM135 35H136V37L137 38H134L133 39V37H135ZM157 35V36H156ZM108 37V38H109ZM128 37H130V39H128ZM132 37V38H131ZM154 38V37H156V38H158V37H160L158 40H160L163 44H159V43H161L160 41H158V46H160V47H163L162 49L161 48H159L158 46H156L157 44H155V49L154 50H151V48L153 47V45L154 44H152V46H151V44H148V46L150 45L151 46V48L149 49V47L146 45H144L145 47H148L147 49L150 51L149 53H148V51H147V49L145 48V47H143V45L141 44L142 43V41H143V39L145 40V42L147 41V42H151L152 41V43L154 42L153 40H155V39H153V40H151L150 41V38ZM128 39V41H131V43L129 42L128 43V41L126 42V41H124L123 39ZM151 38V39H152ZM164 38V39H163ZM181 39L183 38V37H180ZM196 38V40H198V37H195ZM114 41H113V40ZM116 39H118L117 41H116V44L114 43L115 42V40ZM133 39V40H132ZM138 39H139V41H138ZM142 39V40H141ZM163 39V40H162ZM166 39V40H165ZM168 39V40H167ZM176 39H179V38H176ZM175 39V41H177ZM184 39V38H183ZM182 39V40H183ZM186 39V38H185ZM122 40V41H121ZM180 40V39H179ZM178 40V41H179ZM181 40V41H182ZM191 40H193V38L191 39ZM140 41H141V43H140ZM157 41H155V42H157ZM167 41H169V42H167ZM113 42V45L111 46L110 44ZM144 42V43H145ZM146 42V43H147ZM121 43V44H120ZM91 44V45H90ZM130 44H135V45H131V46H135V48L134 47H131L130 46ZM123 45V46H128V49L130 50L129 52L131 53V50H132V52H135L134 54H139L140 56H141V58L142 57H145V58H143V59H141L140 58V56H133V60H137V61H133V60H131L132 59V55L131 56H128L127 54H129V52H128V50H127V47H124L123 49L121 48V46ZM165 45H167V46H165ZM117 47L118 46V50L115 48V47ZM89 47V48H88ZM82 48V47H81ZM131 48V49H130ZM104 49H106V47H104ZM114 49H116V50H114ZM122 49V50H121ZM143 49V50H142ZM82 50H83V52H85L84 51V49L82 48ZM86 50V51H87ZM123 50H124V52H123ZM156 50V51H155ZM114 51H115V53L117 54V55H119V56H117L115 53H114ZM119 51V52H118ZM127 51V52H126ZM138 51H139V53H138ZM121 52V53H120ZM137 52V53H136ZM167 53L166 55H168V56H164L163 57V53ZM85 53H87V52H85ZM99 53V52H98ZM113 55H112V54ZM123 54V55H121L122 56V59H120L119 57H120V54ZM127 53V54H126ZM151 53V54H150ZM158 53V54H157ZM164 53V54H165ZM104 54V55H103ZM105 54H106V56L107 57H105ZM108 54V55H107ZM132 54V53H131ZM133 54V55H134ZM143 54H145V55H143ZM160 55L159 57H160V59L159 58H157V57H155V58H157L156 60H155V58H154V56L153 55ZM177 54L179 55L178 57H179V59L177 58ZM96 56V57H93V56ZM119 58H117L116 56ZM153 57H152V56ZM110 56V57H109ZM124 56V57H123ZM170 56H171V58H170ZM115 57L119 60V61H126V59L127 58H130V59H127V61L126 62H128V60H131V61H129L130 63V65H128V63H125V65H124V62L121 64V62H119V61H115ZM136 57V58H135ZM167 57V58H166ZM92 58H93V60H92ZM96 58V59H95ZM106 58H111L112 59V61L111 60H109L108 62H114V64L116 65V63H119L120 65H122L121 67H122V69L121 68H119V69H117V67H120V65H114V64H111V63H109V64H106V61H104V60H106ZM163 58V59H162ZM176 58V59H175ZM78 59V60H77ZM114 59V60H113ZM138 59H140V60H138ZM145 59H147V60H145ZM157 62H155L154 60ZM166 60V62H165V60ZM170 59V60H169ZM67 60V61H66ZM71 60L73 61V63L71 62ZM108 60V59H107ZM143 60H145V61H143ZM152 61H153V64H150V63H152ZM161 61V62H160ZM174 61V62H173ZM64 62H65V64H64ZM94 62H95V64H94ZM98 62V63H97ZM101 62H102V64H101ZM105 62V63H104ZM137 62V63H136ZM141 62H144V63H146L147 64V62L149 63V64H147L148 66L150 65V67H147L146 66V64H142ZM67 63V64H66ZM132 63V64H131ZM134 63H136L135 64V66L134 67H132L133 65H134ZM138 63L140 64H142V65H144V66H142L141 64V66H138ZM164 63V64H163ZM103 64H105L106 66H107V69H106V67L104 68L103 66H105V65H103ZM127 64V65H126ZM155 64V65H154ZM158 64V65H157ZM65 65H67V68H66V66ZM81 65H82V68H81ZM93 65V66H92ZM109 65V66H108ZM114 65V66H113ZM123 65H124V68H123ZM155 67H154V66ZM156 65H157V67H156ZM136 66H138V69L139 68H141L142 67V69H139V70H142V72H140V74H139V71H138V73H136V74H134L135 72H137L136 70H137V67ZM147 67V70L150 68L151 69V66L154 68V69H151V71L150 70H146V67ZM162 66V67H161ZM166 66V67H165ZM112 67L114 68V67H116V68H114V69H112ZM125 67H126V70H125ZM128 67H130V70H129V68ZM131 67H132V69H131ZM144 67H145V70L146 71H144L143 69H144ZM165 67V68H164ZM74 68V69H75ZM128 68V69H127ZM133 68H135L134 69V71H132L133 70ZM65 69V70H64ZM72 69V70H71ZM104 69H106V70H104ZM117 69V72L115 71ZM121 69V72H119V70ZM123 69L126 71V72H128V73H126L125 71H123ZM166 69V70H165ZM68 72H67V71ZM70 70H71V72H70ZM79 70V71H78ZM86 71H91V72H89V73H91V75H90V77L91 78H93V79H91V78H86L87 77V74L88 73H86L85 74V72ZM153 71V72H152ZM157 71V72H156ZM167 71V72H166ZM171 71H172V69H171ZM69 72H70V74H73L71 77L69 76ZM82 72V73H81ZM93 72V73H94ZM119 72V73H118ZM123 72H124V74H127V75H122L123 74ZM62 73V72H61ZM68 73V75H66V74ZM78 73L81 75V77L83 78V80H82V78H79L80 77V75H79V77H78ZM107 73V76H109L110 74H108ZM118 73V74H117ZM134 74V76H133V74ZM151 73V74H150ZM158 76V77H156L155 76V74ZM164 75H163V74ZM83 74V75H82ZM84 74L86 75V76H84ZM120 74H121V76H126L125 78V80H123L124 82L123 83H121L120 82V80L122 81V77L120 76ZM130 74H132L131 76H133L134 77V79H135V77H136V75H137V77H136V80H138L137 78H139L140 80H138V82H136V80H132V81H134V82H136V84L133 82H130L131 81V79L130 78H132V77H128V75H130ZM55 75V73H53L51 76H53V78L55 77H57V76H54ZM66 75V76H65ZM117 75H119L118 77H119V79H118V77H116ZM142 75V76H141ZM151 75V76H150ZM161 75V76H160ZM50 76V77H51ZM68 76V77H67ZM170 76V75H169ZM74 78L73 79V81H74V83H73V81H72V79H69L68 80V78ZM85 77V78H84ZM88 77H89V74H88ZM130 79V80H128V78ZM151 77H152V80H151ZM161 78V80L160 79H158V78ZM52 78V77H51ZM105 78V79H104ZM109 78H110V76H109ZM144 78V79H143ZM86 79V80H85ZM89 81H88V80ZM118 79V80H117ZM133 79V78H132ZM47 81L49 80V79H46ZM71 80V81H70ZM118 81V82H120V83H118V82H116V81ZM146 80H151L150 82L149 81H147V82H145ZM154 80H160L159 82L157 81H154ZM168 80H169V77H168ZM47 81H45V79L43 78V83L45 84ZM81 81H79V82H81ZM90 82V83H88V82ZM115 81V82H114ZM141 81H143V82H140ZM153 81V82H152ZM71 82H72V84H71ZM92 82H95V83H93L92 84ZM130 82V84H132V85H134L135 86V89H134V87L132 86V88L131 89H133L132 91H135V93H134V95H133V98H134V100L136 99L135 98V95L137 94V99L135 100L136 102H133L132 104H129V101L127 102L129 105H132V107L131 106H129L127 109H130V111L128 112V110L125 108L126 106H127V103L124 105L123 103H125L126 101H127V99L128 98H126V99H123V98H125V97H128V93H126L125 94V91H127L126 90V86L124 87V83H125V85L127 84V86L129 87L130 86V84H128ZM154 82H156V83H159V84H162V86L160 85V87L158 86V84H157V86H156V84L154 83ZM48 84L47 85H44L45 87H46V89H48V85H50V83H51V81H48L47 82ZM68 83H70V84H68ZM89 84V87L86 89L87 91H85V84ZM113 83V84H112ZM115 83H117V86L118 85H123V86H121V88H120V90L121 89H123L122 91H124V89H125V91H124V93L121 91V92H119L120 90H119V87H117V86H115ZM147 83H149V85L147 84ZM97 84V85H96ZM102 84V85H101ZM103 84H105L104 86L107 88V90H104V89H106L104 86H103ZM111 84V85H110ZM144 84V85H143ZM152 84V85H151ZM154 84V85H153ZM60 85V86H61ZM71 85H72V87H71ZM75 85L76 86H80V87H75ZM90 85H92V87L93 86H95L96 87V89H98V90H100L99 91V93H98V95L97 94H95L96 93V91L98 92V90H95V88L94 89H92V88H90L91 86ZM140 86L139 88H138V91H136V88H137V86ZM104 88H103V87ZM111 86V87H110ZM114 86L116 87V88H118V90L116 89H114ZM141 86H142V88H141ZM144 86V87H143ZM150 87V89H149V87ZM153 86H155V87H153ZM213 87H215L214 85H212ZM77 88L78 89V91H80L81 93H78L76 90H74V91H72V88ZM82 87H84L83 89H82ZM86 87H87V85H86ZM112 88V89H110L111 91H108L109 89L108 88ZM124 87V88H123ZM127 87V88H128ZM145 87H148V88H145ZM152 87H153V89H152ZM159 87V88H158ZM66 88V87H65ZM73 88V89H74ZM90 88V89H89ZM100 88V89H99ZM141 88V93H140V89ZM155 88V89H154ZM93 91H92V90ZM104 90L103 91V93H102V91L101 90ZM144 89L145 90H150V91H154L153 92V94L154 95H158V96H156V98H155V100H154V96H153V94L152 95H150L149 93H151V92H148V91H144ZM161 89V90H160ZM115 91V93H113V91ZM209 90H211V88L209 89ZM212 90H214V92H213V95H215V96H213V97H215V98H217V99H221L222 98V93L220 92V90H218V89H212ZM71 91H72V93H74V94H76L77 95V97L76 98H74V96H73V94L71 93ZM75 91H76V93H75ZM83 91V92H82ZM106 91L109 93V92H111L110 93V97H109V94L108 93H106ZM142 91L145 93V96H148V97H146V99H148L147 101H148V103H147V101H146V99L144 98L145 96L142 94ZM88 92H89V94H88ZM90 92L92 93L91 94V96L92 97H90ZM121 93L120 95L122 96L123 94H124V97L123 98H121V96H118L119 98H121V99H119L118 97H117V95H119V94H117V93ZM128 92V91H127ZM138 92V93H137ZM146 92H147V94H146ZM218 92H220V93H218ZM94 93V94H93ZM161 95H160V94ZM163 93V94H162ZM167 92H165V94H166ZM212 92H209V94H211ZM72 94V95H71ZM86 94V95H85ZM102 94H104V96H101ZM108 94V95H107ZM115 94H117V95H115ZM139 94L141 95V99L143 100V101H141V103L142 102H144L143 104H145L146 106H144L143 104H140L139 105V103H140V101H139V99H140V97H139ZM150 95V97H152V100H153V103L155 102V105H153V103H151V99L149 98V95ZM221 94V95H220ZM93 95H94V98H95V96H97V98H93ZM114 95V97H112ZM126 95V96H125ZM217 95V96H216ZM72 96H73V98H72ZM80 96V97H79ZM106 96V98H104L105 99V101L107 100V101H109L108 100V98L110 99L111 97L113 98L112 99V101H109V102H111L112 104L114 103V99H116V100H118L117 102H116V100H115V102H116V104H114V105H111L110 103L109 104H107V103H105V101H103V97H105ZM108 96V97H107ZM144 96V97H143ZM161 98H160V97ZM84 97H85V99H84ZM138 97H139V99H138ZM158 97V98H157ZM219 97V98H218ZM79 98H83L84 100H82V102H81V100H79ZM89 98H92V99H94V102H95V100L97 101L96 103H99L100 105H98V106H96V105H94L93 103H91V102H93L91 99H89ZM159 98L161 99V100H159ZM164 98H165V102H164ZM86 99H88V100H86ZM102 99V100H101ZM140 99V100H141ZM79 100V101H78ZM111 100V99H110ZM119 100H122L123 101V105L122 104H119V103H121V102H119ZM137 100H138V103H137ZM146 102H145V101ZM149 100H150V102H149ZM172 100V99H171ZM78 101V102H77ZM88 101H90V104L88 103ZM100 101V102H99ZM101 101H103V102H101ZM106 101V102H107ZM156 101L159 103V104H156ZM160 101H161V103H160ZM163 101V102H162ZM85 102H87V103H85ZM172 102V101H171ZM211 103H213V107H214V101H210ZM80 103H81V105H80ZM135 103V104H134ZM167 103V105H165ZM169 103V104H168ZM173 103L174 102H172V105H173ZM210 103V108H211V110L212 111H214V110H216V113L213 115L214 116V119H215V116H217L216 117V120L217 121H215L214 123H213V125H215L216 124V122H217V124H216V126H213L212 124V126L210 125V129H215V130H219V129H221V127H223V126H229V123L226 121V118H225V115H223L222 113H220L219 112V110H218V106L216 107V103H215V109L213 108V107H211V104ZM82 104H83V106H82ZM89 104V105H88ZM101 104L102 105H105V106H101ZM152 105V106H154V108H152V107H148L149 105ZM79 105H80V107H79ZM122 106V108H121V106ZM133 105H137L136 107H138L137 109H139V110H137V109H134V108H136L135 106H133ZM143 105V106H142ZM158 105V106H157ZM160 105H163L162 107H160ZM169 105V106H170ZM99 106H100V108H99ZM168 106V107H169ZM96 107V108H95ZM118 107H120V108H118ZM133 108V109H131V108ZM141 107H143V108H141L143 111H145L144 112V115H142L143 113L141 112L142 110H140V108ZM147 107V108H146ZM159 108V110H164V109H166V111H156L158 108ZM152 109V111H150V110H148V112H147V109ZM156 108V109H155ZM170 108H174V107H172V106H170ZM120 109V110H119ZM108 110H109V114H107L108 113ZM135 110L136 111H139V112H135ZM156 111V113H154L153 111ZM132 111V112H131ZM151 113H150V112ZM110 112H112V113H110ZM141 112V113H140ZM160 112H163V113H160ZM137 115V117L139 118V120L135 117V119H137V120H135V119H133L132 117H134V115L135 114ZM140 113V114H139ZM148 113H150V114H148ZM217 113H218V115H217ZM96 114V115H95ZM100 114V117H103V115H101ZM168 114V115H167ZM212 114H213V112H212ZM93 115H95V117H96V119H95V117L93 116ZM108 115V116H107ZM112 115V116H113ZM118 115H120V113L118 114ZM135 115V116H136ZM141 115V116H140ZM220 115V116H219ZM87 116V115H86ZM89 116H88V118H89ZM90 116V117H91ZM111 116V115H110ZM111 116V117H112ZM219 116V117H218ZM222 116H224V118L222 117ZM110 117V118H111ZM146 117V118H147ZM222 118V120H221V118ZM117 118V119H116ZM122 119L123 121H124V123L122 124L118 119ZM217 118H220V120L219 119H217ZM77 119H78V122H77ZM116 119V120H115ZM132 119V120H131ZM144 119V120H143ZM83 120V121H82ZM102 120V121H101ZM109 120H110V125L108 124V122H109ZM131 122H133V123H131V124H128L129 126H131V125H133V127H135L136 128V132L135 131H133V129L135 130V128H131V130H129V126L127 125V122H129V121ZM135 121V123H134V121ZM113 121H114V124H115V122H116V124L115 125H112L113 124ZM137 121H139V123L137 122ZM142 121V122H141ZM82 122H84V123H82ZM85 122H86V124H85ZM100 122V123H99ZM117 122L120 124V126L122 125V127L123 128H121L120 126H118L119 124H117ZM129 122V123H130ZM75 123V124H74ZM104 123V124H103ZM142 123H143V125H145V126H143L142 125ZM219 123V124H218ZM221 123V124H220ZM81 124V125H80ZM86 125L87 126V124L89 125V124H91V126L93 127H86V128H84V126L83 125ZM102 124H103V126H102ZM106 124H108V125H106ZM126 124V125H125ZM205 124V123H204ZM207 124V123H206ZM225 124V125H224ZM220 125H221V127H220ZM106 126V127H105ZM127 126V127H126ZM140 126H142V127H140ZM117 127H119V128H121L120 130L117 128ZM125 127V128H124ZM129 127V128H128ZM145 127V129H143ZM207 127H209V126H206V128ZM218 127H219V129H218ZM105 128H106V130H107V128H108V130L107 131H105ZM127 128V129H126ZM89 129V130H88ZM95 129V130H94ZM116 131H115V130ZM126 129V130H125ZM138 129H139V132L141 133L140 134V136H143V134H144V136L146 137V135H147V131H148V135L147 136H150V137H152V136H154L156 133H157V138L155 137H153L152 139L151 138H149V139H147L148 137H146V139H143L145 142V144L143 143V141H141V138L140 137H138V134H139V132H138ZM145 130L143 133H142V131H140V130ZM97 130H100V131H97ZM109 130H114L115 132L112 134V132H110ZM123 130V131H122ZM149 130H152V131H149ZM169 132H168V131ZM109 131V132H108ZM121 132V135L119 134V132ZM125 131H127V132H125ZM128 131H129V133H128ZM131 131V132H130ZM95 132V133H94ZM101 132H105V134L104 133H101ZM126 133L128 136H129V138H127L128 136L125 134H123V133ZM138 132V133H137ZM164 132V133H163ZM67 133V134H66ZM93 133H94V135H93ZM130 133H134L133 135H132V137H130ZM152 133H153V135H152ZM159 133V134H158ZM168 133H170V134H168ZM98 134V135H97ZM100 134H102L101 136H100ZM110 134V135H109ZM65 135V136H64ZM70 135V136H69ZM104 135V136H103ZM112 135H114V136H112ZM122 135H124L123 137H124V139H126V141L125 140H123V138L121 137ZM159 135H161V136H159ZM89 136L91 137V139L89 138ZM98 136V138H96ZM106 136V137H105ZM109 136V137H108ZM142 137V138H145V137ZM160 138H159V137ZM172 137V138H171ZM29 138H31V137H29ZM76 139L78 138L77 136L75 137ZM100 138V139H99ZM107 138V141H108V143L110 144L111 143V146L113 147L114 145H112L113 144V142H115V145H121V143H122V148L121 147H119V148H117L118 147V145L114 148L115 150H113V148L112 147H107L108 146V143H106L107 141H105L104 142V140ZM108 138H110V142H109V139ZM112 138V139H111ZM134 138V139H133ZM163 138H164V140H163ZM92 139H94L93 141H92ZM137 139V140H136ZM140 139V141H138ZM156 139H157V141L158 142H156ZM70 140H71V142H70ZM76 142H75V141ZM127 140L129 141V143L131 144H129L128 142H127ZM131 140H132V142L133 143H131ZM137 141L136 143H134V141ZM149 140V141H148ZM152 140H153V142H152ZM154 140H155V142H154ZM67 141V142H66ZM111 141H113V142H111ZM146 141H148V144H147V142ZM162 141V142H161ZM166 141V142H165ZM77 142H78V146H77ZM128 144H127V143ZM164 142V143H163ZM74 143H76L74 146H73V144ZM126 143V144H125ZM154 143V144H153ZM161 143V147L163 146V151H162V149H161V147L159 148V145H157V144H160ZM162 143H163V145H162ZM72 144V146H70ZM103 144H106L105 146H103ZM134 144V145H133ZM96 145V146H95ZM129 145L131 146V149L132 148H136L137 149V151H136V156H135V158H137V159H139L138 157L140 156V155H142V156H140L141 158H140V160L139 161H141V163L139 162V161H137V162H135L136 161V159H134V155L135 154H133V152H130V151H132L131 149L129 150ZM144 145H146V146H144ZM154 145V147L155 146H157V148H156V150H154V148L152 149V147L151 146H153ZM220 145V143L219 144H212V147H211V150H213V151H215V150H217L218 149V146ZM75 146H77L78 147V149H77V147L75 148ZM125 146V147H124ZM128 146V147H127ZM134 146H136V147H134ZM144 146V147H143ZM150 147V149L151 150H146V149H149V147ZM104 147H107L106 149H104ZM141 147H143V148H141ZM146 147V148H145ZM167 147H168V149H167ZM75 148V149H74ZM112 148V149H111ZM121 148V149H120ZM126 148V149H125ZM128 148V149H127ZM144 149L145 150V152L146 151H148L149 152V156L147 155V153L148 152H144V150H143V152L140 150V152H138V150L139 149ZM69 149L74 153H70V151H69ZM109 149H111V150H109ZM116 149H119V153H118V150H116ZM171 149V150H170ZM184 149H186V150H188L187 148H184ZM242 149L243 150H245L246 148H244V147H242ZM75 150H76V152H75ZM77 150H79V151H77ZM106 150V152L104 153V151ZM160 150H161V152H160ZM166 150H168V154L166 153ZM185 150V151H186ZM68 153V151H69V153H70V156H68V155H66L67 153ZM100 151V152H99ZM103 151V152H102ZM115 151L118 153H115ZM134 152H135V149L133 150ZM154 151H156V152H154ZM165 151V152H164ZM108 152H109V154H108ZM151 152V153H150ZM170 152V153H169ZM66 153V154H65ZM76 153V154H75ZM79 154V156L77 157V159H79V162H80V166L82 165V163H86V161H89L87 164H89V163H91V165L92 166H95V167H92L91 165H89V166H87V168H89L92 172H93V169H94V172L92 173L90 170L88 171L87 169H85V172H84V169L82 168V166L80 167L79 166V164H77V161H74V160H76V155H78ZM104 153V154H103ZM127 153V155L128 156H124L123 157V155H125V154ZM131 153V154H130ZM138 153H140V155H138ZM143 153V154H142ZM14 154H18V151H16V153L14 152ZM81 154V155H80ZM119 154H121V155H119ZM130 154V155H129ZM153 154V156H151ZM154 154H157V156H158V158H157V156L156 155H154ZM161 154H164V156L163 155H161ZM65 155L66 156H68L69 158H71V157H73L71 160L68 158V157H66V158H68V160H66V158H65ZM85 155V154H84ZM133 155V156H132ZM165 155H167V156H165ZM174 155V156H173ZM191 155V156H190ZM193 156V157H192ZM84 157V156H83ZM89 157H91V158H89ZM126 157V158H125ZM151 157H153V158H151ZM168 157V158H167ZM132 158L134 159L133 161H132V163H130L131 162V160H132ZM143 158V159H142ZM150 158V159H149ZM17 159V157H15V160ZM115 159H117L118 160V165L119 166H121V168L118 166V165H116L117 163V161H114ZM142 159V160H141ZM73 160V161H72ZM81 160V161H80ZM102 160H104V162L106 163V166H108L107 167V169L105 170V164H104V162L102 161ZM128 160H129V162H128ZM151 160V161H150ZM157 160V161H156ZM161 160V161H160ZM34 161V160H33ZM68 161V162H67ZM70 161L73 163V164H70ZM147 164V161H148V165H146L144 162ZM166 162V165L164 166V167H166L164 170L162 169L161 171H159L160 169L159 168H157V169H155L156 168V164L157 165H160L162 162ZM150 162H151V164H150ZM159 162H160V164H159ZM67 163V165L66 166H68V165H72L73 166V170H72V166H71V170L69 171L68 170V167H66L65 166V164ZM93 163V164H92ZM97 163V164H96ZM120 163V164H119ZM122 163H124V164H127L126 165V167L124 166V164H122ZM128 163H130L129 165H128ZM77 164V168H79L80 167V169H77L76 168V165ZM98 164H100V166L98 165ZM102 164H104L103 166H102ZM142 164H145V165H142ZM34 165H36V166H34ZM96 165H98L99 166V168H100V170H99V168H97V166ZM74 166H75V168H76V170H77V172H76V170H75V168H74ZM120 168H118V167ZM124 166V167H123ZM148 166V167H147ZM91 167H92V169H91ZM101 167L104 169V171H103V169H101ZM105 167V168H104ZM109 167H114L115 168V172H116V170H117V172H116V174H115V172H113V169L114 168H109ZM129 167L131 168V170H129ZM170 167L171 168H173L174 167V171H179L178 172V174L176 173L175 175H172V173L168 176V169H170ZM196 167V168H195ZM210 167H212V166H210ZM34 168H35V170H34ZM70 168V167H69ZM81 168L83 169V170H81ZM84 168H85V166H84ZM118 168V169H117ZM128 170H127V169ZM203 168V169H202ZM96 169V170H95ZM97 169L99 170V172L100 173H98V171H97ZM110 169V170H109ZM122 169V170H121ZM126 169V170H125ZM146 169V170H145ZM159 169V170H158ZM211 169V168H210ZM67 170H68V172H71V174H73V175H75V176H71L68 172H67ZM82 171V172H80L79 173V171ZM101 170H102V174H101ZM110 171V172H108V171ZM120 170V171H119ZM126 171V173H124V171ZM135 170V171H134ZM149 170V172L147 173V171ZM159 171V173L157 172V171ZM190 170V171H189ZM196 171V172H194V171ZM21 171V170H20ZM19 171V172H20ZM75 171V172H74ZM96 171V172H95ZM128 171H129V173H128ZM156 173H155V172ZM37 172V173H36ZM53 172V173H52ZM106 172H107V176L105 175L106 174ZM112 172H113V174H112ZM120 172L122 173V174H120ZM133 172H135V174H136V176H138V177H136V178H134V177H130V176H132V175H135ZM137 172V173H136ZM143 172H144V174H143ZM50 173H51V175H50ZM56 174V177H55V174ZM75 173V174H74ZM84 173V174H83ZM89 173V174H88ZM90 173H91V175H90ZM95 173V174H94ZM105 173V174H104ZM108 173H110V175L108 174ZM131 173H133L132 175H130ZM150 173H152V174H150ZM160 173H161V175H162V177H160V179H162V178H164V179H162V180H164L163 182L161 181V180H159L158 178H159V176H160ZM163 173V174H162ZM35 174H36V176H35ZM38 174V175H37ZM79 175V177H81L82 175V177L81 178H79L78 177V175ZM82 174V175H81ZM94 174V177H96V176H98L99 174V176H98V178L95 180V182H98V180H99V182H102V184L101 183H99V185H100V187H99V185H97L99 188H101V190H103V188H104V192L102 193V195L104 194V196L102 197H99V199L98 198H95L94 200H93V202H95L96 201V203H94L93 204V206H92V208H91V198H90V200L88 199V197H86L87 196V194H86V191H87V189L89 188V182L87 183V180L90 178V176H92ZM96 174H98V175H96ZM111 174H112V176H111ZM115 174V175H114ZM118 174L119 175H122V177H120V176H118ZM137 174H139V175H137ZM142 174V175H141ZM146 174H148V176H146ZM49 175H50V177H52V178H50L49 177ZM89 175V176H88ZM108 175H109V177H108ZM126 175V178L124 177ZM151 175H153V177L154 178H151L152 176ZM158 175V176H157ZM174 176V179L175 180H172L171 178H169L170 176ZM39 176H41V177H39ZM43 176L45 177L44 179H45V181H44V179H43ZM56 178H54V177ZM68 176H71L72 178L74 177H76V180L73 178V180L74 181H76V182H74L72 179H71V177H68ZM105 177L106 176V178H104V179H107V177H108V179L110 178V179H114V180H109V182H106L105 180V183H104V181L102 180L103 179V177ZM113 176H115V177H113ZM38 177H39V181H38ZM85 178V180H84V178ZM100 177V178H99ZM102 177V178H101ZM111 177H113V178H111ZM117 177V178H116ZM127 177H128V180L130 179V181H129V183L127 184V186H126V184L125 183H123V181L125 182V180H127ZM142 177H143V181H144V179L146 180L147 179V181H145V182H143V181H141L142 180ZM145 177H147V178H145ZM182 177V178H181ZM261 177H263V182H264V173H262L261 174ZM51 179V181L49 182V181H47V179L48 180H50ZM68 178V179H67ZM88 178V179H87ZM118 178H120V180H118ZM125 178V179H124ZM137 178H138V180H137ZM171 179L170 181H169V179ZM177 178V179H176ZM29 179V180H28ZM37 179V180H36ZM40 179H41V183H40ZM43 179V180H42ZM57 180L58 181V179H59V181H58V185H60V186H55V183H57V181L56 182H53V181H55V180ZM79 179V180H78ZM81 179V180H80ZM84 180V182L86 181V183H84L83 185L82 184H80L81 182H78V181H83ZM101 179V180H100ZM124 179V180H123ZM131 179H134L133 180V182H132V180ZM140 179V180H139ZM150 179L152 180L151 181V183L153 182V184H151L150 183ZM155 179L157 180V182L158 183H156V181H155ZM167 179H168V181H167ZM18 181H16V182H18L17 183V188H19L20 186H21V182H19L20 181V179H17ZM120 181L119 182V185H120V187L124 190L125 188V191H126V194H127V198H128V201H127V203L126 202H123V201H120V200H115V197H113V195H112V193H110V191H108V195H106L107 194V190H111L112 191V187H113V185L116 183L115 181ZM121 180H122V185L120 184L121 183ZM166 180V181H165ZM185 180V181H184ZM222 180V179H221ZM43 181L44 182H48V183H44L43 184ZM72 181V182H71ZM182 181V182H181ZM189 181V182H188ZM16 182H14V185H15V183ZM34 182H33V184H34ZM40 184H39V183ZM136 182H137V184H136ZM143 182V183H142ZM169 182H170V184H169ZM20 183V184H19ZM97 183V184H98ZM107 183H109V185L107 186L106 184ZM118 183V182H117ZM127 183V182H126ZM145 183V184H144ZM150 184V185H152V186H149V185H147L146 186V184ZM154 183H155V185H154ZM171 183H172V185H171ZM182 183V184H181ZM189 183H190V186H189ZM48 184L50 185V186H48ZM53 184V185H52ZM77 184V185H76ZM80 184V185H79ZM89 184V185H88ZM104 184V185H103ZM110 184H111V186H110ZM113 184V185H112ZM142 184H143V189L141 188L142 187ZM39 185V186H38ZM85 185H86V187H85ZM124 185V186H123ZM131 186V188H128V186ZM170 185H171V187H170ZM31 187L32 186H30V189H31ZM55 187H57V188H55ZM106 187H107V189H106ZM110 187V188H109ZM168 187V188H167ZM188 187H190V188H188ZM21 188V187H20ZM45 188V190L44 191H42V189H44ZM50 188V190H48ZM73 188V189H72ZM127 188L128 189H130V190H127ZM139 188V189H138ZM167 188V189H166ZM27 189H28V191H27ZM46 189L49 191H46ZM53 189V191L52 192H56V194H53V195H49V193H50V191ZM106 189V190H105ZM141 189L143 190V191H141ZM169 189V191H171L170 192V194L169 193H167V190ZM190 189H192V190H190ZM203 189V190H202ZM15 190H16V186H15ZM14 190V191H15ZM36 190V185L34 186V191ZM72 190H73V192H75L74 194H73V192H72ZM166 190V191H165ZM183 190V191H184ZM37 191V190H36ZM157 191V192H156ZM228 191H230L229 190V188H223V194H225V193H227ZM52 192L50 193V194H52ZM72 192V193H71ZM130 192V193H129ZM176 192H177V194H176ZM198 193V196H197V193ZM34 195H33V194ZM58 194V195H57ZM61 194H62V192H61ZM80 194V195H79ZM109 194H111L110 196H109ZM129 194H131V195H129ZM140 194V195H139ZM144 194H145V197H147V198H144ZM192 195V197H191V195ZM202 194V195H201ZM58 196V198H60V200L62 201H64V200H66V198L67 199H69V201L68 200H66V201H68V204H69V206L68 207H70V208H72L71 210H68L67 211V205L68 204H66L67 202H63V207H62V205L60 204V203H62V202H60V200H59V202H58V199L56 200V197L55 196ZM79 195V196H78ZM81 195H83V196H81ZM177 195V196H176ZM190 195V196H189ZM212 195H213V197H212ZM17 195L14 193L13 194V197H16ZM33 196V197H32ZM46 196H47V198H46ZM49 196V197H48ZM53 196V197H52ZM149 196V197H148ZM28 196H26V198H27ZM55 197V198H54ZM83 197V200H86L85 202H86V205H87V208H88V210L90 211V209H91V211H93L94 212V215L92 214V212H90V214L91 215H93V220H95V222H93V220H90V222H93V223H95L93 226H92V224L93 223H90L89 222V224H91V226H92V230L91 229H88V228H91V226H87V224H88V221H86L87 220V217H85L84 218V220H83V218H82V216L81 215H83V214H81V213H85L84 215H83V217L84 216H88L89 215V217H90V214L88 213L89 211L87 210V208H85V204H83V203H85V202H83V200L81 199ZM85 197V198H84ZM106 197H107V200H105L106 199ZM111 197V198H110ZM130 197H133V199H135V200H133L132 198H130ZM203 197H205V198H203ZM208 197V198H207ZM29 198V197H28ZM79 198V199H78ZM87 198V199H86ZM102 198V199H101ZM196 198V199H195ZM214 198V199H213ZM76 199V200H75ZM98 199V200H97ZM101 199V204L99 203L100 200ZM115 201H114V200ZM177 199V198H176ZM51 200H52V202H51ZM70 200H73V202L75 203V205L73 204V202L72 201H70ZM89 202H88V201ZM115 202V204H117L116 206H114V205H112V204H114V202ZM140 200V201H139ZM142 200V201H141ZM143 200H144V202H143ZM215 200V201H214ZM40 201H41V203H40ZM54 201H56L57 202V204H60L61 206L59 207V205H55L56 203L54 202ZM78 201H80V202H78ZM98 201V202H97ZM117 201V202H116ZM134 201H137V202H134ZM147 201H149V202H147ZM105 202H106V204H105ZM111 202H112V204H111ZM141 202V203H140ZM82 204L83 205V207H81L82 205H80V207H81V211L79 210V209H77V208H79V207H76L78 204ZM89 203H90V207H89ZM97 203H99V204H97ZM108 203L110 204V207H108L109 205H108ZM118 203H119V206H118ZM122 203L123 204H125L124 206H120V205H122ZM139 203L141 204V207L140 206H138L139 205ZM143 203V204H142ZM164 203V204H163ZM189 203V204H188ZM44 204H46V205H44ZM50 204V206H48ZM54 205L55 207H59V208H54V210H52L53 208H52V205ZM64 204H66V205H64ZM72 204L75 206V207H73L72 206ZM131 204H133V205H131ZM144 204H145V206H144ZM99 205V206H98ZM103 205H104V207H103ZM137 205V206H136ZM144 207H143V206ZM37 206V207H36ZM38 206H39V208L41 209V212H39L40 210H38L37 208H38ZM47 206H48V212H46L45 210H47ZM53 206V207H54ZM64 206H66V207H64ZM101 206V207H100ZM128 206V207H127ZM133 206H134V208H133ZM187 208H185V207ZM29 207V206H28ZM27 207V208H28ZM34 207V206H33ZM45 207V208H44ZM100 207V208H99ZM117 207H118V209H122V207L124 208V209H122L123 211L124 210H126V207H127V212H125L126 214H128V215H131L130 217H128L126 214H124L123 213V211H119L118 210V212H121V213H117V217H116V215L114 216V214H116L115 213V211H114V214H113V212H112V210H116V212H117ZM129 207H130V209H129ZM138 207H140V209L138 208ZM165 207H167V208H165ZM45 210H44V209ZM60 208H62L60 211H59V209ZM64 208H66V210L64 209ZM70 208H68V209H70ZM82 208H84V209H82ZM90 208V209H89ZM93 208H94V210H95V208H96V210L94 211L93 210ZM99 208V209H98ZM102 208V209H101ZM131 208H132V210H131ZM155 208H156V210H155ZM163 208H164V210H163ZM20 210V212H21V214L18 212L19 210ZM23 209V210H22ZM36 209L38 210V212L39 213H41V214H43V211L44 212H46L47 214L46 215H48L47 217H48V219H47V221H46V219H45V217H46V215L44 216V218L42 217V215L40 216V218L41 219H43V220H45V222H49V218L50 219H52L51 218V216H53V214H54V218H57V219H59V217L61 218V219H59V221H60V224H61V226H59L60 228H64V229H62L61 230V232L59 233V231H60V228L58 229L59 231H57V229L56 230H54L56 233L55 234H52V233H50L49 232V230H51V229H49L48 228V231H46V230H43L42 231V235H40V236H43V238L44 239H42L40 236H38L39 234H37L35 237H34V241L32 240L33 238H31V243H29L30 242V239L28 238V237H30V233L32 232V228H34L36 225H37V222H38V219H39V216H37V214H38V212L36 211ZM56 209V210H55ZM76 211V212H73L74 210ZM99 210V212L98 213H102L101 215L100 214H97L96 213V211H98ZM102 211H101V210ZM109 212V214H107V211ZM221 209L223 210L224 208H223V206L221 207ZM29 210V211H28ZM31 210H32V212H31ZM49 210H50V212H49ZM82 210H85L84 212H82ZM86 210L88 211V212H86ZM134 210V211H133ZM137 210V211H136ZM147 210V211H146ZM155 210V211H154ZM162 210V211H161ZM165 210V211H166ZM185 210V211H184ZM23 211H25V212H23ZM34 211H36V212H34ZM65 211H67V213L69 214V218L70 219H72L71 221L73 222V221H75L74 222V225H76V223H77V225L80 227H78L77 225V227L79 228H77L76 226H72V222H71V224L69 223L70 222V219H68L67 218V213H65L66 215H64V212ZM101 211V212H100ZM137 213H136V212ZM151 211H153V212H150ZM218 211H219V209H217V212L216 213H218ZM31 212V213H30ZM53 212V213H52ZM58 212V213H57ZM73 214H72V213ZM80 212V213H79ZM129 212H130V214H129ZM131 212H132V214H131ZM159 212V213H158ZM189 212V213H188ZM242 212V211H241ZM36 213V214H35ZM62 213V215H60V214ZM74 213L76 214L75 215V217H73V215H74ZM136 213V214H135ZM233 213V214H232ZM52 214V215H51ZM56 214H58L59 215V217H58V215H56ZM80 214V215H79ZM88 214V215H87ZM122 214H124L125 215V217L123 218V216H122ZM162 214H164V215H162ZM230 214H232V215H230ZM31 215H32V217L35 215V226L34 227H31V229L32 230H28V229H30V226L29 225H27V223L28 224H30L31 223V219L30 218H32L31 217ZM50 215V216H49ZM71 215V216H70ZM78 215H79V217H81V218H79L78 219ZM107 215V216H106ZM120 215V216H119ZM133 215H135V217H138V218H135V221H134V217H133ZM186 215H188V216H186ZM190 215V216H189ZM233 215H235V216H233ZM61 216H63V217H61ZM77 216V217H76ZM103 216V217H102ZM118 216L120 217V218H118ZM29 217V218H28ZM38 217V218H37ZM66 218L65 220L63 219V218ZM88 217V218H89ZM95 217V218H94ZM102 217V218H101ZM122 217V218H121ZM126 217H128V218H126ZM218 217H221L220 219H218L217 220V218ZM238 217H239V219H238ZM19 218V219H18ZM73 218H77V220H75V219H73ZM91 218V217H90ZM101 218V219H100ZM107 218V220L105 221V219ZM186 218V219H185ZM195 218V219H194ZM235 218V219H234ZM33 219V218H32ZM68 219V220H67ZM109 219V220H108ZM111 219V220H110ZM121 219V221H119ZM123 219H124V221H123ZM125 219H128L127 220V222H126V220ZM129 219H131V220H129ZM230 219V220H229ZM21 220V221H20ZM27 220H29V221H27ZM63 220H64V222H66L65 224H66V226H64V222H63ZM80 220H81V222H83V224L80 222ZM103 220H104V222H103ZM140 220H142L141 218H140ZM239 220H241L239 223H238V221ZM27 221V222H26ZM34 221V220H33ZM32 221V222H33ZM97 221H99V222H97ZM109 221V222H108ZM129 221V222H128ZM130 221L131 222H133L134 224H136L137 225V227H136V225H131L132 223H130ZM24 222H26V224L24 223ZM62 222H63V225H62ZM86 223V225H85V223ZM111 222V223H110ZM117 222V224L115 225V224H113V223H116ZM118 222H119V224H118ZM122 224H121V223ZM259 222H261V223H259ZM50 223H51V220H50V222L49 223H47V225H48V227H49V225H50ZM110 223V224H109ZM126 223V224H125ZM127 223H129V225H127ZM208 223V225L206 226V224ZM219 223H220V225L221 226H219ZM88 224V225H89ZM96 224H98V225H96ZM100 224H102V225H100ZM106 224V225H105ZM107 224H108V227H107ZM166 224H168V223H166ZM227 224V225H226ZM231 224V225H230ZM239 224V225H238ZM262 225V226H260V225ZM31 226H33L32 225V223L30 224ZM99 228V226L101 227H105L106 229L108 228V229H111V230H113L112 232H110V230H108V231H106V230H104V231H106V234H105V232H104V234L107 236V234L109 233V235L110 236H108V237H105V238H103L104 236H102V233L101 234H99L103 229H104V227H103V229H98V228H96V226ZM110 225H114L113 227L114 228H112V226H110ZM228 225H230V226H228ZM237 225H238V227H237ZM24 226H26V227H24ZM73 228H75V229H73L74 230V235H72L73 233H72V227ZM81 226L82 227H84V226H86V227H88V228H81ZM95 226V227H94ZM129 226V227H128ZM135 227V228H132V227ZM138 226H140V228H138ZM143 226H145V228L143 229ZM202 226V227H201ZM51 227H52V223H51ZM54 227V226H53ZM68 227V228H67ZM96 228V229H94V228ZM117 227V228H116ZM120 227V228H119ZM131 227V228H130ZM206 227V228H205ZM226 227H228L227 229L229 230V231H227L226 230ZM261 227V228H260ZM25 228H27V229H25ZM124 228V229H123ZM126 228V229H125ZM205 228V229H204ZM232 228V229H231ZM259 228V229H258ZM24 229H25V233H27V236H28V234H29V236L28 237H25V233H24ZM79 231H78V230ZM97 229H98V231H97ZM121 229V230H120ZM131 229V230H130ZM137 229H139L140 231H138ZM209 229H210V231H209ZM213 229V230H212ZM260 229H261V231H260ZM19 230V231H18ZM69 232H68V231ZM77 230V231H76ZM81 230V231H80ZM83 230H84V232H83ZM98 232V233H96V231ZM122 230H123V237H120V235H121V233H122ZM135 232H133V231ZM145 230H146V232H145ZM188 230V231H187ZM208 230V231H207ZM137 231V232H136ZM214 231V232H213ZM22 232V233H21ZM44 232V233H43ZM81 232L83 233V238L84 239H82L81 237H82V235H81ZM129 232V233H128ZM149 232V233H148ZM228 232V233H227ZM46 233V234H45ZM63 233H65L66 235H67V237L66 236H64V234ZM75 233H77V234H75ZM84 233H86V234H84ZM126 233H128V234H126ZM143 233V234H142ZM218 235V233L220 234L219 236H215L216 234ZM41 234V233H40ZM59 234V235H58ZM61 234H62V237H61ZM93 234V235H92ZM96 234H99L98 236L96 235ZM114 234V236L112 237V235ZM130 234H132V238H131V235ZM139 234V235H138ZM141 234H142V237H141ZM146 234V235H145ZM233 236H235V238L234 237H232L231 235ZM256 234V237L254 236ZM259 236H258V235ZM24 235V236H23ZM50 235V236H49ZM54 235H56L55 237H54ZM78 235V236H77ZM89 235V236H88ZM145 235V236H144ZM148 235H150V237L148 236ZM226 235H230V236H226ZM72 236V237H71ZM74 236V237H73ZM78 238H77V237ZM79 236H80V238H79ZM91 236H93V237H91ZM133 236H135V237H133ZM210 236H211V238L212 239H215V237L217 238V239H219V240H223L222 241V243L224 242V241H226V243H228V245L226 246V248L228 249V250H222L223 251V253L224 254H226L225 256H223L222 254H221V252H220V254L222 255V257H221V255L219 254H216L217 252H215L214 251V248H213V243L211 242L212 241V239L210 238ZM248 236V235H247ZM40 237V238H39ZM56 237H58V242H57V240H55L56 241V243H55V241L52 239V238H56ZM103 239H102V238ZM110 237H112V238H110ZM125 237V238H124ZM146 237V238H145ZM178 237V238H177ZM209 237V238H208ZM220 237H222V238H220ZM26 238V239H25ZM47 238H49L50 240H48L47 241ZM64 238L66 239V238H70L69 239V241H70V243H68L67 242V245L65 244L66 242V240H64ZM92 238V239H91ZM113 238H115V240L117 241V242H119L120 244H115V242L114 241H111V242H109L111 239H113ZM140 238V239H139ZM208 238V239H207ZM248 238V237H247ZM255 238H257V240H255ZM258 238H260V239H258ZM27 239H28V241H27ZM40 239V240H39ZM42 239V240H41ZM46 239V240H45ZM57 239V238H56ZM75 239V240H74ZM110 239V240H109ZM127 241V242H125L124 243V241L125 240ZM132 239V240H131ZM143 239V240H142ZM237 239H239V241H237ZM37 240V241H36ZM45 240V241H44ZM63 240V241H62ZM109 240V241H108ZM130 240V241H129ZM25 241H27V242H25ZM33 241V242H32ZM132 241H134V242H132ZM144 241V242H143ZM201 241V242H200ZM38 243V244H36V245H33L34 243ZM60 242V243H59ZM151 242V243H150ZM63 243V244H62ZM132 243H134V244H132ZM172 243V244H171ZM175 243H179V245H177V244H175ZM236 243V244H235ZM241 243V244H240ZM31 244H32V246H31ZM72 244V245H71ZM82 244V245H81ZM97 244V245H96ZM139 244V245H138ZM142 244V245H141ZM151 244V245H150ZM58 245V246H57ZM77 245V246H76ZM141 245V246H140ZM153 245V246H152ZM173 245V246H172ZM28 246H29V248L31 249H33L34 251H32V249H31V251L30 250H27V248H28ZM39 246V247H38ZM41 246V247H40ZM79 246L81 247V249L79 248ZM107 246V247H106ZM116 246V247H115ZM143 246V247H142ZM229 246V247H228ZM241 246V247H240ZM33 247H36V249L35 248H33ZM43 247V248H42ZM52 247V248H51ZM57 247V248H56ZM58 247H59V249H58ZM95 247V248H94ZM133 247L135 248V249H133ZM180 247H183V249H181ZM26 248V249H25ZM28 248V249H29ZM131 248L133 249V251L131 250ZM263 248V249H262ZM25 249V250H24ZM47 249V250H46ZM57 249V250H56ZM120 249V250H119ZM247 249V250H246ZM16 250H17V252H16ZM24 250V251H23ZM84 252H83V251ZM103 250V251H102ZM108 252H107V251ZM117 250H118V252L119 251H121V252H119V253H117L116 254V252H117ZM140 250V251H139ZM154 250V251H153ZM243 251V253H242V251ZM245 250V251H244ZM249 250V251H248ZM13 251V250H12ZM22 251V252H21ZM110 251V252H109ZM111 251H113V252H111ZM129 251H131V252H129ZM230 253H228V252ZM232 253H231V252ZM247 251V253H245ZM257 251V252H256ZM34 253V256H33V253ZM57 253V256H56V253ZM58 252H60V254L62 253H66L65 255L63 254H59ZM226 252V253H225ZM238 252V254L236 255V254H234V253H237ZM240 252V253H239ZM249 252H251V253H249ZM16 254V257L18 258H16L15 257V255H13V254ZM20 253V254H19ZM22 253H25V255L26 256H24V254H22ZM39 253H41V254H39ZM52 253V254H51ZM68 253H69V255H68ZM83 254V256H82V254ZM121 253V254H120ZM125 253H126V255H125ZM130 253V254H129ZM135 253V254H134ZM151 253V254H150ZM245 253V254H244ZM18 254V255H17ZM44 254H45V256H44ZM55 254V255H54ZM20 255L22 256V257H24V259L23 258H21V259H23L22 261L20 260ZM39 255V256H38ZM102 255V256H101ZM122 255H124L123 257H122ZM130 255H132V256H130ZM139 255V256H138ZM146 255V256H145ZM162 255V256H161ZM212 255V256H211ZM235 255H236V257H235ZM243 255V256H242ZM14 256V257H13ZM36 256V257H35ZM54 256V257H53ZM60 256V259L59 260H61V261H57V259H55V257H59ZM66 258H65V257ZM136 256V258H134ZM12 257H13V259H12ZM45 257V258H44ZM62 257H64L68 262L66 263L65 261H64V258H62ZM118 257V258H117ZM120 257L124 260V261H122V259H120ZM124 257H126V259L124 258ZM137 257H138V259H137ZM177 257V258H176ZM16 260H15V259ZM41 258H44V259H41ZM87 258H88V260H87ZM102 258V259H101ZM143 258H145V259H143ZM150 258V259H149ZM157 258V259H156ZM222 258V259H221ZM226 258V259H225ZM27 259H29L30 261H31V263H30V261L28 260L27 261ZM39 261H38V260ZM63 259V260H62ZM117 259H118V261H119V263H118V261H117ZM129 259V260H128ZM162 259H164V260H162ZM166 259V260H165ZM253 259V260H252ZM14 260V261H13ZM18 260V261H17ZM36 260V261H35ZM100 260H101V263H100ZM136 260V261H135ZM149 260V262H147ZM223 260H225V261H223ZM33 261V262H32ZM41 261V262H40ZM54 261H57V262H54ZM94 261H97V262H94ZM121 261V262H120ZM126 261H128L127 263H126ZM165 261V262H164ZM15 262V263H14ZM21 262V263H20ZM44 262V263H43ZM91 262V263H90ZM110 262V263H109ZM114 262V263H113ZM132 262H131V264H132ZM137 262V263H136ZM142 262V263H141ZM167 262V263H166ZM222 262V263H221ZM3 263H5V262H1L0 264H3ZM6 264V263H5Z\"/></svg>","mask_w":264,"mask_h":264}]
</instances>
